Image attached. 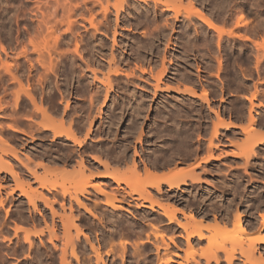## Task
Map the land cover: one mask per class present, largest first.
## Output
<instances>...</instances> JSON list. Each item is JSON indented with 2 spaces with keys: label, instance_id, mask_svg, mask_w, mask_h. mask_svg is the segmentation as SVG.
<instances>
[{
  "label": "rangeland",
  "instance_id": "obj_1",
  "mask_svg": "<svg viewBox=\"0 0 264 264\" xmlns=\"http://www.w3.org/2000/svg\"><path fill=\"white\" fill-rule=\"evenodd\" d=\"M116 1L113 0L112 2L115 3ZM230 1H232V4L235 7L234 10L231 11L230 10L231 8H229V10H228L229 12H226L224 14L221 12L222 15L219 14L218 13L219 11L217 12L214 8H212V9L210 8V7H212V4H211L212 2L210 3L209 0L203 1L202 6L204 8H206V10L211 12L213 16L215 15L214 16L215 20L218 17L215 22L220 27H223L225 30H228V31H230V30L235 31L236 30L235 33L238 35V37H241V38H237L236 37L237 35H235L233 37V35H230L228 33L222 34L223 36L221 35L222 36V38H221L220 35H219L220 37H218L219 33L215 32V30H213V29H212L213 30L212 31L209 28L207 29V27H206L207 31L202 30L200 27H198V25H196L198 22H200L196 18L197 22H196V24L194 22L195 26L188 19V23H189L188 24V29H189L188 34H192V35L188 36V39L191 41L190 42L186 38L187 33L184 32V31H186L184 29H185V25L187 26V24H184L183 22H181V23L177 22L176 25L174 26V29L176 28L175 31H174V29H169L168 30L169 33L166 36V39H163V37H160L158 35V32H157L158 30L155 29V27H154L155 24H152L151 22L146 24V25L141 26L140 28H135V25L131 21V18H128V17L132 16L131 15L132 11L126 12L125 18H128L125 20L126 23H120L117 26L115 25V22L111 23L114 26L113 27L111 26L110 29L107 30V32H106V30L103 29V31H105V32H103L104 34H102V29H101V33L97 32V34H95V32L94 33L92 32L91 34L93 36H91V34L89 35V30L93 31L91 29L92 26L89 27L90 25H89V23H87L88 20H84V19H86L84 17L89 18L90 13H88V12L92 11L91 15L96 16L95 20H97V22L101 21L102 15L97 14V13H101L100 12L101 7L96 5L97 3L95 2V0H0V54L2 56L0 58L1 59L0 60V68H1V65L3 62L7 61L9 63L10 62L13 63L14 62L13 60H15L14 67H16V68H18L19 66L20 67L17 70H16V68L13 67L12 72L15 73V75L17 74L16 76L18 78H21V76L23 77V79H21V82H23L22 85L24 88L30 87L31 93L33 94V96L35 98L36 104L38 106H40V104L42 106L46 105L47 109H49L48 110L49 113L52 116H54V118L56 120L64 119L65 125L67 124V126L69 125L70 121L73 123V125L74 124L75 125L80 124L81 125L80 127H79V125H77L75 127V128H77V127L80 128V129L77 128V130H78L77 133H78V135L80 134L79 135L80 138H84L83 133L85 135V132H86L85 130L89 126L88 124H90L89 123L90 121H93L92 128L94 127L93 132H92L93 134H91L92 138L91 137H90L91 139L88 138L86 140V142L83 144V146H81V147H79L77 145L74 146L73 142H70V140L65 139V137H54V133L52 132V130H45L44 127L42 126L43 124H45V121H46V119H44V117H43L44 115L42 114L41 111L38 112V110L35 109L36 105L31 101V99L27 95H25V93H23L21 91L20 97L18 100L19 102H17V104L15 103L16 101L14 102V100H16L15 99V96L17 95L16 92L18 90L20 91V88L22 89V86L18 81L17 82L14 80H13L14 82L12 81V79H11L12 77L10 76L11 74L6 73V71L3 72L4 69H0V71H1L0 73H2V74L4 73L3 74L4 76L2 74H0V80H1L0 81V98H1L0 99V101H1L0 105L2 104L4 106V107L2 106V108H0V122H2V123H0L1 124L0 125V132L3 133V134L0 133V135H2L5 139L9 140V142L14 146L15 153H17V155H19V157L21 158V161H22V162L19 161L17 158L15 159L14 158L15 156H13L14 154L10 153V151L5 153L4 150L7 149V147L1 146L2 144L0 145V150L4 151V152L0 151L1 156L3 157L4 161H10L11 163L12 162L14 163V164L13 163L12 164L14 165V167H16L15 169L17 170V172L19 174L17 176V179L18 178L20 179V180L18 179L19 180L18 181V180H16V177L14 178V176L7 173L6 171H0V239L4 238V240H5V241L0 240V264H63L62 263L63 261H64V264H70L71 262H72L71 264H75V263L76 264L77 263L78 264H84V263L88 264V262H89V264H97L96 263L97 262V253H96V251H93L92 246H95L94 249H96L98 247V249H99L98 252H100V255L102 256L101 258L104 260L103 262H107L110 264H116V263L117 264H120V263L121 264H131V263L136 264V262H137V264H143L144 262H146L145 264H153V263L159 264L158 260H156V259L160 256H161V258L164 257L162 260H165V261L167 259L170 260V262H169L170 264L171 263L172 264H195V261H197V260H198V262L201 261L198 264H201V263L202 264H206V263L207 264H228L229 262L226 260V255H225L226 254L225 252H228V251L233 252L235 255L234 259L229 264H232V263L233 264H252L249 261L248 262L246 261L247 259L242 255L241 251H243L246 248V246L250 245V243H249L250 240H249L248 236L257 235L258 233H261V230L258 227L261 225V222L264 218V203L263 204L261 203L264 201L263 200V198H264V189H263L264 188V147L263 146L264 145H260L257 148V150H256L257 156H251L250 159H247L245 157L243 158V156L239 155L241 152L239 145H242L245 142L246 133L241 129L227 130L225 128H222V129L220 128V134H221V135H219L220 138L219 139L214 138V144L219 146V149H214V155H215L216 159L210 160L209 162L203 161L204 158H206V156L209 155L207 152L209 151V149H208L209 148L208 147L209 140L212 137L213 130H214L213 124H212L213 120H215V121L217 120L215 114L213 112H211V107H212V109L219 110L224 118H226V119L230 118L232 120H235V122L238 123L239 125H242V126L246 125L247 126L249 124V119H247V118H249L248 112H249V110H250L249 108H251L252 104L250 102V105H249V103H248L249 100L246 99V96L252 97L251 95L255 94L256 98L254 99V105H255V111H258V113L256 115L257 121L259 120L258 125H256V126L258 128H260L261 130L263 129V132H264V128H263L264 127V107L262 106L264 104V48L261 47V49H258V47H257L258 44H256V41H257V43L258 42L261 44L264 43V0H245V1L244 0H230ZM249 1H251V2H249ZM189 2H188V0H186V1L183 0L181 2L183 4H181L179 0H176V3L180 4V9H181L182 13H184V12L187 13L186 12L187 9L188 10L190 9V3ZM220 2H222V0L219 1V3ZM249 4H250V6H249ZM92 6H94V8L91 10ZM87 7L88 8L90 7V10H88L86 12L85 10L87 9ZM71 8L73 9V11L70 12ZM239 9L244 11L243 12L244 13V20L242 23L245 25H248V28H250V29H246L247 26H245L246 28L244 26H241L239 29H237L238 27L236 28L235 22L237 21ZM80 10L81 11L83 10L82 13L80 12ZM129 11H130V9H129ZM81 14L83 15L84 19L81 17ZM100 15H101V17H100ZM227 15H229L230 17ZM66 16L69 17V19ZM112 17H111L112 21H114V16H112ZM65 18H67L68 20L66 21ZM129 19H130V21H128ZM231 19H234V20H231ZM76 20L79 24L78 25L74 24V26H73L74 28L72 27L73 29H71L69 27L70 28L69 31L73 30L75 32L74 33L73 31H71L72 32L71 33L68 31L67 25L70 26L71 21L74 23H77V22H75ZM40 21H41V23H39ZM102 21H104L103 18H102ZM42 22H45V23H42ZM61 22H64L65 24L64 23L61 24ZM97 22H95V23H97ZM130 22H131V24H130L131 28L129 30L125 29L126 27H128L126 25L127 24L129 25ZM247 22H248V24H247ZM249 23H251V24H249ZM45 24H48V25H45ZM39 25L41 26V28H43L42 31L39 28L40 27ZM47 26H51V27L53 26L52 28H54V31L56 30L55 32H57L53 35L54 37H52L50 35L48 36L49 38L50 37L52 38V39L50 38L51 40H49L48 37H45V35L46 36L48 35V30L49 31L51 30V29H48ZM55 26H56V28H55ZM145 27H146V29H145ZM142 28L144 29V31H147L148 33L151 32L155 36V38L153 39V42H154L153 44H156L157 46L155 45L152 52H154V51L157 52V50L160 49L159 50L160 56L158 58L159 59L158 65L153 68V71L155 74L163 68L162 60L164 57H166V63H167V60L169 59V57L171 59H174V65H172V66H174L173 67L174 69L173 68L171 69L172 72L170 73V77L165 76V79L163 80L164 83L162 84V86H164V84H167V85L172 84V85H174L173 87L178 86L182 89V87H184L185 85H187V86L192 85V87H194V88L196 87L195 90H196L197 96L199 94L201 96L202 95L201 92L208 89L207 91H208V95H209V99H210V104L207 105L208 103H206L205 101L203 103V101H202L203 99L202 98H201L202 100L199 99L200 96H198V97L192 96L191 97L190 95H187L185 93L183 94V92H180L181 95L172 93L168 97V94H165V96H161V98L155 99L152 95L153 94L152 91L147 92L146 90L143 91L141 89H137L136 93L140 92V93H138L140 95H141V92L145 93V94L147 92L146 97L149 98V100L148 99L147 100L151 103L150 106L152 107V109H149L150 112L148 114V117H144L142 122H141L142 126L140 125V127H139L141 129V130L139 129L140 133L138 132V130L135 132L136 134L139 133L140 135L142 132V138H141V140H139V139H137L138 136L140 137V135H138V134L137 135L135 134V136H134V134L132 136L126 135V134H129L128 133V126H130L132 124V120L130 121L129 119L130 118L133 119V118L130 117V114H128V112H127V111H129L127 109H128V107H130V105L127 106V108L124 107V105L126 106V103H123L122 106L120 105V104H122L123 101L124 102L126 100L128 101L133 96L132 92H130V90L127 91V89H126L127 88L126 87L127 86L126 85V81H127L126 78L127 77L125 78V77H122L124 75H121V79L123 80V78H124L123 81L121 79L113 80V83H115L114 81H116L117 85H116V88L113 91H111V93H110L112 97L108 98V101H107L108 105L106 106L107 108L106 107L104 108V110H106V113L104 111L105 114L102 115V118L97 119L95 116L99 111V108L101 106L100 104L102 102L101 99L104 97L103 94H105V92L101 95L102 98L99 97V99L101 101L98 100V98H96L95 100L97 102L93 103L94 106L92 104H89L90 103L89 102L90 96L88 94L90 92L88 93V91L85 90L86 85L88 84V81L86 79L91 80L92 78H90L88 76L85 77V75H86L85 72L87 73L88 69L90 70V68L93 69L94 67L97 66L94 69L97 70V68H98L99 70H97V71L99 73L97 72L98 73L97 75H98V77H100V75H101V77L103 78V76L107 75L110 72V69L111 70L113 69V66L110 67L105 62H104V65L106 64L105 67H104V65L100 66L99 63H97L99 65L98 66L96 64V62H97L99 57L103 60L110 58V56H111L110 50H112L110 48H112L111 46L113 45V40H114L113 39L114 38L113 33L115 30L117 32L116 33V38H117L116 40H117V44H118V46H116V48H118L121 45V47H119L121 49V53H124V56L126 58L129 57V60H128L129 61V67H124L125 69H127L126 71H128V72L131 71L132 68L136 67V65H137L136 63H138V64L141 63V65L139 64V65H137V67L138 66L142 67V65H143V67L147 68L149 66V63H146L147 60L146 61L141 60V59L137 58L135 53H133L135 47L138 45L139 42H140L139 44L147 43L146 44V52L148 51L147 46H149L152 43V41H151L152 39L150 38L151 37L150 35H147V38L144 37L146 35H142V33H143ZM198 28H200L202 30V32ZM255 28H256V30H255ZM75 29L77 30V33H76ZM82 30H83V32H82ZM149 30H151V31H149ZM196 30H198V31H196ZM237 30H238V32H237ZM247 30L249 33L247 32ZM252 31H254V32H252ZM80 33L82 35L84 34L83 36H85V37L83 38L82 35H78ZM246 33H248V35H246ZM255 33H257V34H255ZM60 34H62L63 36L62 35H61L62 37L59 36L60 41H58V43H56L55 40H53V38H55L56 35H60ZM185 34H186V36H185ZM239 34H240V36H239ZM244 35L245 36H251L252 35L254 39L252 37L251 38L254 41L251 40L252 43L250 41H247V39H244V37H245ZM78 36L80 37L79 39H77ZM75 37L77 40H80L82 38L83 39L82 41L86 42L84 44H83V42L82 43L80 42L79 44H81V45H80L79 49L81 50L82 48H84L86 51L84 49L81 50V52L83 51L82 54L88 59L92 58L91 59L92 61L86 59L85 57L84 58L86 61L82 60L79 57V55L77 54V52L74 50V49H76L75 43L77 42ZM43 38H45V39H43ZM46 38H47V40H46ZM185 38L188 40V44H187V40ZM133 39H135V40H133ZM32 40H33V42H32L33 44L35 42L39 43L37 45L38 47L35 46V48H34V45L30 44ZM45 40L47 42L50 41L49 44L51 43V45H49ZM193 41H195L196 44H194L195 42H193ZM43 42L45 44L46 43L47 44L45 45ZM52 42H54V43H52ZM119 42H120V44H119ZM135 42H136V44H135ZM192 42H193V44H192ZM99 44H101V45H99ZM102 44H104V45H102ZM2 45L6 48V51H7V52L5 51L6 55L4 54V51H1ZM47 45H49V46H47ZM53 45H55V46H53ZM45 46L47 49L50 48L49 49V51L51 50L50 52H53V51L54 52L53 53L48 52V50L45 49ZM50 46H52V48ZM24 47H25V49L27 48L26 51H29V52H27V55H26V56H29V57H26L27 60H25L23 58L25 56H20L23 52L21 50L24 49ZM54 47H56V48H54ZM190 47L192 50H190ZM36 48H38V49L41 48V52L44 55L39 53L37 51L38 49H36ZM96 48L99 50H97ZM130 48H132V49H130ZM123 49H125V50H123ZM149 51H151V50L149 49ZM171 51H172V54L170 56ZM74 52H75V55H74ZM87 52H88V55H87ZM99 52H101V53H99ZM102 52H104V53H102ZM143 52H145V51H143ZM72 53H73V55H72ZM94 53L97 56H95ZM102 54H104L103 58L101 56ZM174 54H176L175 56L177 58L174 56ZM17 55L19 56V58L17 57ZM48 55H50V57H48ZM91 55H93V56L91 57ZM94 56H95L96 60H94V62H93ZM51 57L54 60L53 65L55 64L53 67V71L50 70V72H52V73H50L48 70L44 69V67L42 66L44 64V62H46V63L48 62L50 64V58ZM28 58L30 59V61H28ZM48 58H49V60H48ZM78 58H79V60H78ZM136 58L139 59V62L136 61L137 60ZM184 58H187V59H184ZM23 59L25 62L23 61ZM75 59L78 60V61L77 60L76 61H77V63H79L78 64L79 67L77 66L76 62L75 63L73 62V61H75ZM80 59L82 61H80ZM220 59L222 60L221 64H219ZM18 60L21 62H18ZM31 60L33 61L32 68L30 65ZM130 60H134V61L131 62ZM40 61H42V62H40ZM92 62H93V64H92ZM81 64H82V66H81ZM87 64L90 66L89 68L85 67ZM102 67H104V68H102ZM137 67L134 69L137 70L138 69ZM20 68H24L25 72L23 71V69H20ZM219 68H221V69H219ZM19 69H20V71H19ZM198 69H199V71H198ZM45 72L47 74H45ZM80 72H82V73L80 74ZM175 72H176V74H175ZM29 73H30V75H29ZM88 73H89V71H88ZM180 73L183 75L180 76ZM83 74H84V76H83ZM185 75H188L187 79H186V77H183ZM43 76H45L46 78H44ZM236 76L238 77L239 80L237 79ZM184 78L186 79V81ZM27 79H28V81H27ZM195 79H196V81H195ZM151 81L153 83L155 80H151ZM4 82H5V84H4ZM124 82H125V84H124ZM28 84H29V86H28ZM81 85H83V86H81ZM187 86H185V87H187ZM202 89H204V90H202ZM23 94L25 97L27 96L26 99H24L25 97L23 96ZM127 95H129V96H127ZM140 95H138V96H140ZM182 95H183V97H182ZM114 96H116V97H114ZM186 97H188V99H186ZM88 98H89V100H88ZM133 98H134V96H133ZM150 98H152L153 100ZM189 98H191L192 100H190ZM109 99H111V100H109ZM141 99H144V98H141ZM25 100H27V101H25ZM132 100H135V98ZM194 100L196 103L194 102ZM196 100L198 102L200 100L201 102L198 103ZM2 101H4V102H2ZM67 101L70 104V106L67 109V111L64 113V109H65V106L67 104ZM116 101H118V103ZM185 101H187V102H185ZM190 101H193V103ZM119 102H120V104H119ZM158 102L159 103L161 102L162 104L161 103L159 104ZM3 103H7V104L9 103L10 105L3 104ZM50 103H52L53 105ZM82 103H83V105H82ZM26 104L28 105V107L26 106ZM75 104H76V106H75ZM163 104H164V107H163ZM31 105H33V106H31ZM50 105H51V107H50ZM86 105H88V106H86ZM156 105L158 108L160 107L161 109L167 110V111L169 110L168 105L172 106L175 110H179V111H181L183 108L184 115L186 118H183L185 120L184 122H183V119H181V122L188 125V127H189L188 130L189 129L192 130L191 132L189 130L188 131L189 133L194 134L193 137H192V135L189 136V134H188V140H189L188 142L191 146H193V147H191L189 145V147L191 149V148H194V147L197 148L198 146H200L199 149L197 148L199 153L197 152V153H195V155L192 154L193 155V157H192V155H190V152H189L190 150L188 151L189 147L187 145V147H184L187 149H184V148L182 149V150H185V151H182V154H183V152H186L183 155L184 160L181 158L182 154L178 153L179 155L177 154L175 157H173V161H171L170 163L168 161H166V158H169V156L170 157L173 156L174 147H173V144L170 143L172 138H169V136L165 135V133H167L169 128H172L174 126L175 122L173 123L172 118H175V116L170 118L169 121H168V119L167 120L165 119V121L163 118L159 119L160 117L159 118L156 117L157 116L156 114L158 111L157 110L158 108H156ZM177 105H179V107ZM180 105H183V106H181L182 108L180 107ZM202 105H204V106H202ZM211 105H213V106H211ZM89 106H91L92 108H90ZM110 106H112L113 108ZM119 106L124 110V111L122 110V113L119 112L121 110V108ZM197 106L200 108L202 106L203 109L201 108V110H200V108H198ZM81 107H83V108H81ZM84 107H85V109H84ZM179 108H181V109H179ZM197 108L201 111V114H199L200 111L198 114H195L198 111ZM33 109H35V110H33ZM96 109H98V111ZM125 109H126V112H125ZM15 110H17V111H15ZM51 110H53V111H51ZM117 110H119V111H117ZM175 110H174V112H175ZM195 110H197V111L195 112ZM204 110H205V113H204ZM209 110H210V112H209ZM27 111H28V113H27ZM89 111L92 113H90ZM111 111L112 112L117 111L119 113H116V112L111 113ZM186 111L189 113H187ZM192 111H194V112H192ZM206 111H208L211 115L209 113H207ZM9 112L11 113L10 115H9ZM123 112H124V114H123ZM152 112L156 113V114H153ZM6 113L8 114V116ZM25 113H26V115H25ZM70 113L71 114L74 113V114L71 115ZM83 113H84V116H83ZM110 113H111V116H109L110 117L109 118L108 115ZM185 113H187V114H185ZM28 114H30V117ZM31 114H32V116H31ZM88 114L91 115V116H89L90 118L87 116ZM115 114L116 115L118 114L119 116L117 117ZM189 114H191V116H195L194 117L195 119H196V116L198 115L197 121L195 119H193V117H190ZM11 116H13V118L15 117L14 119L17 122L14 119H12ZM151 116H152V118H151ZM188 116H189V119H187ZM200 116L203 118H201ZM206 116L209 118H206ZM10 117H11V120H10ZM84 117L87 118L86 122H85ZM211 117H214V118H212V120H211ZM28 118H31V119H29L31 121V124L29 123L30 121L28 120ZM82 118H83V120H82ZM93 118H95V119H93ZM154 118H158L157 119L158 121ZM200 118H201V120H200ZM190 119L192 120V121H190L191 123L188 122ZM206 119H207V121H206ZM154 120H156V121H154ZM162 120L164 123L161 122ZM79 121L81 123H79ZM82 121H84L86 123V125L84 123H82ZM111 121H114V122H111ZM171 121H172L173 126H171V123H170ZM178 121H180V119L177 118V122ZM211 121H212V123H211ZM4 122L5 123L10 122L11 124L8 123V125H4L5 126L3 128L4 130L2 129V131H1V127L3 126ZM128 122H130L131 124ZM167 122H169V123H167ZM13 123H15L14 126L15 125L17 127L19 126L18 129L20 128L21 129L20 131H22V132L19 131V132H17L18 134L16 132H14V134H12L11 130L8 127H9V125H12ZM23 124H25V125H23ZM82 124H83V126H82ZM107 124L110 125L111 127L109 128V126ZM194 124H195V129L193 128ZM196 124H198V126H196ZM28 125H30V126H28ZM163 125H166L167 127L165 126L166 127L165 128ZM189 125H191V126H189ZM261 125H263L262 128H261ZM6 126H8V127H6ZM26 126H28V127H26ZM40 126H42V127H40ZM84 126H86V127H84ZM116 126H118V127H116ZM149 126H150V128H149ZM159 126H161V127L159 128ZM209 126H211V127H209ZM36 127L39 129H37ZM6 128H7V131L5 130ZM27 128H30V129H27ZM107 128L110 130L108 131ZM196 128L197 129L199 128L200 130L198 129L199 130L198 131ZM8 129L11 133H9ZM124 129H126L127 131ZM162 129H163V131L165 129H167V131H164L165 133H163V135L161 134V132H163V131H161ZM172 129H174V128H172ZM33 130H34V132H33ZM39 130L41 133L39 132ZM80 130H82V131L80 132ZM150 131H151V133H150ZM153 131H155V132H153ZM156 131H158V132H156ZM193 131L194 132L196 131L197 133L196 132L194 133ZM99 132H101V133H99ZM107 132H109V133H107ZM110 132H111V134H110ZM223 132L225 134H223ZM95 133H97V134H95ZM31 134H32V136H31ZM122 134L123 135L125 134V136H124L125 139L127 138L131 142L126 140V141H128L126 143V141L123 140L124 138L122 137L123 136ZM11 135H14V136H11ZM44 135H47V137H45ZM93 135H94V137H93ZM159 135H160V137L158 138ZM15 136H16V138H15ZM105 136H107V137H105ZM19 138H21V139H19ZM160 138H161V140H159ZM18 140H20V141L18 142ZM67 140L72 144L70 145V143ZM91 140H92V142H91ZM166 141L169 143H167ZM121 142H123V143H121ZM110 144H112V145H110ZM122 144L124 145L125 151H127V152H125L126 154L124 152H123L124 154L119 153L120 150H123V146L121 147ZM94 145H96V146L94 147ZM97 145H99V146H97ZM169 145H172V148ZM70 146H72V147H70ZM91 146H93V148ZM47 147H49V148H47ZM88 147H90V148H88ZM98 147L100 148V150ZM126 147L128 149H126ZM167 147H170V148H167ZM72 148L73 149L75 148V150L77 149V151L74 150L75 154H73L74 151L71 150ZM82 148L84 150L83 152L81 151ZM103 148L105 149V151L103 150ZM201 148H203V150H201ZM49 149L52 151H48ZM85 149H86V151H85ZM117 149H120V150L116 151ZM106 150L108 151V153ZM157 150H159L160 152ZM47 151L51 155L49 153L46 155ZM64 151H66V154ZM68 151L70 152V154L73 151L72 154L75 156L77 154L78 155L80 154L78 156L79 158L74 156V159H73V155L71 154L72 158L70 159L69 158L70 154H69V156L67 155L69 153ZM97 151H99V152H97ZM134 151L139 152L138 153L139 157H137L138 155H136ZM153 151H155V152L153 153ZM170 151H172V152H170ZM44 152H46V153H44ZM62 152H64L63 154L65 156L67 155L68 157L67 156L65 157L62 154ZM90 152H91V154H90ZM100 152L104 153V154H101ZM109 152H110V154H109ZM116 152H117V155L119 153L118 156H120V157H118L115 154ZM129 152H130V154H129ZM161 152L162 153L165 152V153L162 154ZM36 153L38 155L41 154V155H39L42 159L40 163L42 164L43 162H45L41 166H39L40 163L38 164V166H32V164L34 163L32 160L35 158ZM82 153H84V154H82ZM96 153H98V154H96ZM105 153L108 154V156L106 155L107 157L102 156V155H105ZM152 153H153V155H152ZM155 153L156 154L161 153L159 155L157 154L159 158L156 157V155H154ZM89 154L91 155L90 158L92 157L93 154L95 156L101 155L102 160L104 157H106L107 159L104 158V160L106 159V160L110 161V163L112 162L110 165L113 169H114V167H118V169L117 168L116 169L119 170L120 173H125V171H126V173H128L127 175H131V173H129L130 172L129 170H130V167L133 165V163H132L133 159L138 163L139 169H140L139 171L142 174H144L145 163H147V164L149 163V165H151L150 162L152 164L154 163L153 165H155L156 163L157 164H159V163L163 164L164 163L162 165V167L161 166L159 167L158 170H161V169L164 170L166 168L165 171H168L169 169H171V170L172 169L173 170L174 169H181L182 167H183L182 169H185V168L186 169H189V168L192 169L196 166V168H194L192 170H195V172L197 174H199V176H200V179H199L200 181L198 180L199 182H192L191 178H188V184L182 185L180 188L181 190L176 188V190L171 189L172 191L167 187L166 184H164L163 188H166L167 190L165 189L166 192L163 190L162 192H160L161 194L160 193L158 194L157 191L151 187H148V190L153 195L154 199H156L157 201H159L161 203H164L167 205H169V204L170 205H173V204L178 205V207L182 208L185 212H188V210H189L188 213L191 212L192 214H196V215H200V214L202 216L204 215L203 218L200 215V217L202 219H204V225L215 224L216 219H218L220 221H225L226 223H228V227L230 226V228H231V229L230 228L229 229L232 230L233 232H231L229 234L230 231L228 229L226 234L222 233V231L220 234V232H217L218 230L220 231V229H218V228H216L217 230L216 229L209 230L210 231L209 232L205 226H201L200 228L203 229V232L208 239L204 238V239L200 240L198 237L194 236L196 238L192 237L191 242H190V246H188L189 243H188L187 238H186L187 236L185 235L186 234L185 230H183V228L179 227L177 224H174V223L169 226L167 224V221H168V220H166L167 218L164 215L163 216L166 219L162 217V215H161L162 213H160V211H159L160 209L158 210V207H156L158 212H156L157 210L154 211V210H151L149 208H144V207L137 208V203L141 202V201L143 202V200L139 199L138 198L139 196L137 194H134V193L128 194L127 192L128 191L131 192V188L128 187L127 185L116 184L113 182L112 179H107V178L96 177L92 180V183L93 184L96 183V184L101 185V186L108 184L109 187H108V185L107 186L105 185L103 187H105V189L109 190L110 193L113 192L114 194L117 195L118 198L123 200L122 203L118 202L119 204L123 205L127 201L130 204L134 205L137 202L134 205L135 208L133 205L128 206L127 204H124V207H127V209H131V210H129L130 212L126 211L125 209L113 210L111 207L104 205V202L106 201V197H107V196L105 197V194H100L97 191H95L94 188H90L89 191L91 193L89 192L85 196H81V195L79 196L82 199V201H84V203L86 202L85 205L89 204V205H87L88 207L91 206L92 205L91 203H93V202L95 204L96 203L98 204L99 207L97 205H96L97 207L94 206L95 204L93 203L94 205H92L90 208L96 214V217L92 214H89L88 211L84 210L83 208H81L80 206L75 204V202L73 200H72V202H74V203L71 202V199H69V198H71V195L64 196L60 190L64 187L70 188L71 192L73 194L72 196H75L76 193H74V192H76V191H74V190L76 189L77 185L79 186V184H77L75 187H72L71 185H73L74 183L76 184L78 182L80 183L81 178L83 180H85L86 178L89 179L94 174L105 173L107 171L112 170L111 168H109V170L104 169L105 166L102 167L103 165L101 166V164L99 162L95 161L93 158L90 159ZM127 154L130 155V157L128 155V158L131 160H129L126 157ZM149 154H150V156H149ZM188 154L190 157L188 156ZM256 154H253V155H256ZM28 155L30 157H32V160H31L32 162L30 160H28V158H27ZM122 155H125L126 158H124V156H122ZM133 155H134V157H133ZM161 155H166V156L163 157ZM185 155H187V157ZM62 156H63V159H62ZM110 156L113 159L110 158ZM131 156L133 159L131 158ZM217 156L218 157L220 156L219 159H217ZM58 157L60 159H58ZM80 157L84 160L85 168L83 167L82 164H81L82 165L81 166L79 163L82 160ZM177 157H178V159H177ZM65 158H66V160H65ZM67 158H68V160H67ZM118 158H120V159H118ZM122 158H124V159H122ZM161 158H162V162L160 161ZM49 159H52V160H49ZM56 159H58V160H56ZM61 159L64 161H62ZM86 159H89V160L87 161ZM125 159H126V161H125ZM46 160L51 161V162L54 161L56 164H54V162H52V163L47 162ZM60 160L64 164H62ZM85 160H86V162H85ZM91 160H92V164H88V163H91L90 162ZM128 160H129V165L127 164ZM155 160L156 161L158 160V162L159 161L160 162L158 163ZM117 161H118V163H117ZM130 161H131V163H130ZM165 161L168 164H166ZM25 162L27 163V165ZM59 162L61 163V165ZM143 162H145V163L143 164ZM176 162H177V164H176ZM50 163L53 164L51 166L52 168L57 167L60 169L63 166L62 167V169H63L66 166V169L65 168L63 169L65 172L64 171L62 172L63 176L60 174L58 176V174L50 173V172H48L49 170H47V169L43 170V169H45L44 167H46L45 164H47V166H49V165H51ZM73 163H78V165L77 164L74 165ZM28 164L30 166H28ZM198 164H199V166H197ZM15 165H17V166H15ZM24 165L28 166L29 170L32 167L31 168L32 172L25 170V169H28V167H26ZM73 165L75 166V168H73L74 170H72V169L69 170V168H72ZM90 165H92V166H90ZM97 165H99V166H97ZM124 165H125V167H124ZM167 165L170 167H168ZM163 166H164V168H163ZM154 168L157 169V167H154ZM75 169H76V173H74ZM77 169H78V171H81L80 173H82L81 178H79L80 173L77 171ZM82 169L84 170L85 174H83ZM195 172L193 171V173H192V171H191L190 173L194 174ZM63 173H65V174H63ZM77 174L79 177L74 178V177H77ZM44 175L47 177L49 176L48 178L50 180L51 179L52 180L58 179L61 182H65L64 184L62 183V185H64V187L60 186V188L58 187V189H56L57 191L53 190V191L49 192V190H47L46 188L41 186L40 182L37 179H36V181H34L35 176L36 177H44ZM68 177L74 178L73 181H72V179H69ZM75 180H77V181L74 182ZM20 181L21 182L23 181L26 184L27 191H29V192L33 191V192H31V194L36 195L38 197L37 201H36V207H35L36 209L30 203L29 198L26 195H24L21 190L17 189V184ZM104 182H105V184H104ZM72 188H75V189L72 190ZM233 188H235L236 191L233 190ZM35 190H36V192H34ZM234 191H235V193H234ZM240 191H241V193H243V195L240 193ZM102 195H104V196H102ZM165 195H166V197H165ZM39 196H40V198H39ZM96 196L98 197V199ZM132 196L138 198L137 200L135 198L136 202L132 198ZM203 196H204V198H202ZM42 197L48 198L50 202L52 201L53 202L51 205L52 207L48 204H45L44 200H41V199H43ZM63 197H64V199H63ZM167 197H168V199H167ZM130 198H132L133 202L131 201ZM206 198H208L210 200V203H209L210 206L208 209L205 206L206 205ZM94 199L98 200L99 203H98V201H95ZM102 199L105 201H103L101 203L100 201H102ZM129 199H130V201H129ZM261 199H262V201H261ZM139 200H141V201H139ZM1 202H3V203L1 204ZM259 202L261 203V205ZM145 203L148 204V201H146ZM100 206H101V208H100ZM102 206H103V208H102ZM95 207L97 208L96 210H94ZM106 207L107 208L109 207L110 209H106ZM228 207H229V209H227ZM71 208H72V211H71ZM76 208H77V210H76ZM145 209H147V210H145ZM98 210H100V211L98 212ZM108 212H110V213H108ZM147 212H150V213H147ZM99 213L100 214L102 213L101 214L102 216ZM111 213H112V215H111ZM140 213L143 216L140 215ZM151 213H153L154 215ZM157 213H158V216L156 217ZM205 213L207 216L205 215ZM240 213L245 215L243 217V222H244V224H246L248 226V231L250 230L248 232V234L251 233L248 236L241 235V234L239 235V233H238L239 231L236 230L237 231L236 232L235 227H233L234 224H232V221L235 220L236 215L240 214ZM72 214L76 215L78 217H75ZM159 215H161V216L159 217ZM225 215L227 217H229V220L227 219V217ZM71 216H73V218L75 217L74 224L77 223V225H79L80 228H83V231L85 234H80L79 236L78 235L75 236L77 234V232H76V229L74 228L75 226L72 227V223H71L72 221L71 220H73V219H71L72 218ZM138 216L139 217L142 216L141 218H143L145 216L144 217L145 219L141 220ZM154 216L156 218H154ZM221 217L222 218L224 217L223 218L224 220ZM96 218H98L99 220ZM100 218H101V220H100ZM157 218L159 219V222H158ZM214 218H216V219H214ZM232 218H234V219H232ZM107 219L108 220L111 219V221L110 220L108 221ZM125 219L127 221H125ZM154 219H156L157 221H155ZM160 219H163V220H160ZM177 219H179V221H181V222L189 223L191 230L194 227H197L196 223L191 218L190 219L185 218V215L183 213H178ZM137 220H138V222L136 223ZM252 221L255 223H252ZM89 222H90V224H89ZM126 222H129V223L132 222L134 224L131 223L133 225L132 226L129 223L126 224ZM152 222L157 225L159 230H163L165 232V234H166V237L164 238L165 240H163L161 238H159V239L155 238V236L153 235L155 229L152 230L154 228L151 225ZM99 223H102L103 225L102 224L99 225ZM122 223H124L125 227H122V225H123ZM16 224H19L17 226L21 225L23 230L16 231V228H15ZM42 224L44 225L42 236L39 238L38 237L35 238L36 234L30 232L31 235H30L29 240H28L26 238V232H25L24 225L41 226ZM70 224H71V226H70ZM136 224H140V226L142 225L143 227H146V228H144L145 231L148 232L146 236L149 235L147 237V239L150 240L151 242L150 241L143 242L142 238H140V239H138L139 244L137 245V243H138V242H136L137 239L135 241H131L129 238H126V239L123 237H121L120 239L117 238L118 235H116V234H118V232H120V231L124 232V233L125 232L133 233L134 231L132 229H136V226H135ZM163 224L166 226H164ZM12 225H14V235L11 234V232H12L11 226ZM146 225H148V226H146ZM257 225H259V226H257ZM134 226H135V228H133ZM167 226L170 227V229L172 230V233H171V230L169 228H167ZM192 226H194V227H192ZM69 227H71V228L68 231ZM127 227H129V228L132 227V228L129 229ZM167 229H168V231H167ZM150 230L153 232H151ZM169 230H170V232H169ZM175 232H177V233H175ZM181 233H183V234H181ZM112 234H113V237L111 238ZM167 235H168V237H171V236L173 237L174 243H172V241L169 240L170 238L168 239ZM238 235L241 236L242 238L241 239L238 238L237 237ZM151 236H154L155 240H152ZM214 236L216 238H213ZM185 238H186V240H185ZM25 239L27 241H25ZM238 239H239V241H237ZM127 240H128V242H127ZM141 240L143 243L141 242ZM109 241H110L111 245H115V247H112L113 249L105 247L106 244H108L107 242H109ZM120 241H121V243H120ZM154 241H155V243L153 244L152 242H154ZM122 242L126 246V249L125 248L123 249L124 246L122 247V245H121ZM162 242H164L165 244L167 243L166 244L167 246L166 245L164 246L163 245L164 243H162ZM72 243L73 244L75 243L74 244L75 248H72V246H70V244H72ZM134 243H135V245H134ZM213 243H214V245H213ZM131 244H133V245H131ZM156 244H158V246H160V245L164 246L165 249H164V247L161 246L160 251L157 252L156 247L154 248V246ZM191 244H193V247ZM89 245H91V246L89 247ZM142 245L145 247H143ZM53 246H55V247H53ZM116 246H117V248H116ZM134 246H136V247H134ZM138 246H140V247H138ZM242 246L244 249L241 248ZM262 246H263V244H259V246L256 248V251L254 253L255 260H254L253 264H255V263L256 264H264V261H262L263 258H261V256L264 257V248ZM167 247L169 249H167ZM70 248H72V249H70ZM141 248H142V250H144V252L141 250ZM73 249H74L78 258L73 257V255L71 254V252H73ZM75 249H77V250H75ZM136 249H137V251L140 250V251H138V253L140 252L139 254L136 252ZM85 250H86V253H85ZM134 250H135V252H134ZM164 250H166V251L164 252ZM169 250H173V252H171ZM107 252H108V254H106ZM166 252H168L170 254H168ZM119 253H120V255H122V257L119 255ZM161 253H163V254H161ZM174 253L175 254L177 253V255H174ZM211 253L218 256V260H220V261H218V263L216 262V259H214L215 257H212L211 261H208L207 254L209 255ZM93 254H96V255L94 256ZM156 254H160V256L156 255ZM166 254L170 255L171 258L169 259L168 258L169 256H167ZM239 254H241V256ZM113 255H114V258L116 256L117 257L114 259ZM81 256H83V257H81ZM236 257H238V258H236ZM83 258H84V260H83ZM145 259H146V261H143ZM171 259H173V260H171ZM65 260L68 261V263ZM82 260H83V262H82ZM87 260H88V262H87ZM136 260H138V261H136ZM156 262H158V263H156ZM162 264H163V262H162Z\"/></svg>",
  "mask_w": 264,
  "mask_h": 264
},
{
  "label": "bare ground",
  "instance_id": "obj_2",
  "mask_svg": "<svg viewBox=\"0 0 264 264\" xmlns=\"http://www.w3.org/2000/svg\"><path fill=\"white\" fill-rule=\"evenodd\" d=\"M113 1V0H112ZM111 0H95V2L97 3H95L96 5H98V6H100L101 7V13H97V14H101L102 15V18L104 19V21H102V18H101V21H98L97 22V20H95V17L96 16H94V15H91V12H88V13H90V16H89V18L88 17H84V18H86V19H84L83 18V15L81 14V17L84 19V20H88V22L87 23H89V27H91L92 26V30L93 31H91V30H89V35L93 32H95V34H97V32H99V33H101V29H102V34H104L103 32H105V31H103V29L104 30H106V32H107V30H109L110 29V27L112 26H114L113 24H111V23H114L115 22V25L117 26V25H119L120 23H126L125 22V20L126 19H128V18H131V21L133 22V24L135 25V28H140L141 26H143V25H146V24H148V23H152V24H155L154 25V27H155V29H157L158 31V35L160 36V37H163V39H166V36L168 35V30L169 29H174V26L176 25V23L177 22H179V23H181V22H183L184 24H187V26L185 25V29L184 30H186V31H184V32H186L187 33V39H188V36H190V35H192V34H188V19H189V21L191 22V23H193V25H194V22H195V24H196V18L198 19V21H200V22H198L196 25H198V27H200L202 30H205V31H207L206 30V27H207V29L209 28L210 30H215V32H218L219 34H218V37H220L222 34H230V35H233V37L235 36V35H237L236 33H235V31L234 30H230V31H228V30H225L223 27H220L215 21L217 20V18H216V20H215V15L213 16L212 15V13L211 12H209L208 10H206V8H204L203 6H202V2L203 1H207V0H188V2L190 3V9L188 10L187 9V13H185L183 10V12L184 13H182L181 12V9H180V4H177L176 3V0H115L116 2L115 3H113ZM180 1V3L183 1V0H179ZM186 1V0H185ZM219 1H221V0H219ZM219 1L218 0H209V2L212 4V7H210L211 9L212 8H214L219 14H221V12L224 14V13H226V12H229L228 10H229V8H231L230 10L231 11H233L234 10V5L232 4V1H230V0H222V2H220L219 3ZM245 1V0H244ZM234 2V1H233ZM249 2H251V1H249ZM93 3V4H94ZM184 3V2H183ZM183 3H181V4H183ZM207 3V2H206ZM244 3V2H243ZM94 4V5H95ZM254 4V3H253ZM238 5V4H237ZM247 5V4H246ZM182 6V5H181ZM249 6H250V4H249ZM252 6V5H251ZM256 6V5H255ZM81 7V6H80ZM84 7V6H83ZM186 7V6H185ZM94 8V6H92V8H91V10ZM208 8V7H207ZM239 8V7H238ZM249 8V7H248ZM79 9V8H78ZM129 9H130V11H129ZM209 9V8H208ZM88 10H90V7L88 8L87 7V9L85 10L86 12L88 11ZM237 10V9H236ZM71 11H73V9L71 8V10H70V12ZM83 11V10H82ZM82 11L80 10V12L82 13ZM94 11V10H93ZM98 11V12H99ZM131 12L132 11V16L131 17H128V18H125V14H126V12ZM190 11V12H189ZM211 11V10H210ZM214 11V10H213ZM212 11V12H213ZM244 11H242V10H240L239 9V13H238V16H237V21L235 22V24H236V28L237 29H239L241 26H247V28L246 29H250V28H248V25H245V24H243L242 22H243V20H244V13H243ZM77 13V12H76ZM78 14V13H77ZM113 14V15H112ZM80 15V14H79ZM89 15V14H88ZM101 15H100V17H101ZM222 15V14H221ZM71 16V15H70ZM86 16V15H85ZM112 16H114V21H112ZM217 16V15H216ZM225 16V15H224ZM227 16H229V15H227ZM67 17V16H66ZM112 17V18H111ZM226 17V16H225ZM230 17V16H229ZM68 19H69V17H67ZM67 18H65L66 19V21L68 20ZM235 18V17H234ZM64 19V18H63ZM221 19V18H220ZM44 20V19H43ZM42 20V21H43ZM71 20V19H70ZM69 20V21H70ZM74 20V19H73ZM72 20V21H73ZM231 20H234V19H231ZM45 21V20H44ZM64 21V20H63ZM71 21V25L70 26H68L67 24V29H68V31L70 30V28L71 29H73L74 27V24H79L78 22H77V20L75 21V22H77V23H74V22H72ZM83 21V20H82ZM128 21H130V19L128 20ZM46 22V21H45ZM45 22H42V23H45ZM57 22V21H56ZM65 22V21H64ZM64 22H61V24L62 23H64ZM95 22H97V23H95ZM226 22V21H225ZM249 22V21H248ZM248 22H247V24H248ZM39 23H41V21L39 22ZM68 23V22H67ZM81 23V22H80ZM85 23V22H84ZM232 23V22H231ZM252 23V22H251ZM251 23H249V24H251ZM65 24V23H64ZM83 24V23H82ZM131 22L129 23V25L127 24L126 26H128V27H126L125 25V29H130L131 27ZM45 25H48V24H45ZM133 25V26H134ZM151 25V24H150ZM40 26V25H39ZM76 26V25H75ZM86 26V25H85ZM103 26V27H102ZM122 26V25H121ZM152 26V25H151ZM190 26V25H189ZM195 26V25H194ZM235 26V25H234ZM51 26H47V28L48 29H51L50 31L48 30V35L46 36L45 35V37H48L49 35L50 36H52V37H54L53 35L55 34V33H57V32H55L54 31V28H50ZM70 27V28H69ZM73 27V28H72ZM40 29H41V31H42V29L43 28H41V26L39 27ZM55 28H56V26H55ZM115 28V27H114ZM122 28V27H121ZM200 28H198L199 30H201ZM235 28V27H234ZM253 28V27H252ZM251 28V29H252ZM143 29V28H142ZM145 29H146V27H145ZM176 29V28H175ZM175 29H174V31H175ZM193 29V28H192ZM196 29V28H195ZM76 30V29H75ZM95 30V31H94ZM152 30V29H151ZM151 30H149V31H151ZM154 30V29H153ZM202 30H201V32H202ZM212 30V31H213ZM255 30H256V28H255ZM71 31H73V30H71ZM71 31H69V32H71ZM79 31V30H78ZM86 31V30H85ZM91 31V32H90ZM137 31V30H136ZM156 31V30H155ZM180 31V30H179ZM196 31H198V30H196ZM50 32V33H49ZM74 32V31H73ZM82 32H83V30H82ZM81 32V33H82ZM143 33H142V35H146V36H144L145 38H147V35H150L151 37V41H152V43L149 45V46H147V49H148V51L146 52V44L147 43H144V44H139L138 43V45L135 47V49H134V52L133 53H135L136 54V56H137V58H139V59H141V60H147L146 61V63H149V66L146 68V67H143V65H142V67L141 66H138L137 67V65H141V63H136L137 65H136V67L138 68L137 70L136 69H134V68H136V67H134V68H132V70L131 71H126L127 69H125L124 67H129V57H125L124 56V53H121V49L119 48V47H121V45L118 47V48H116V46H118V44H117V38H116V30L114 31V40H113V45L111 46L112 48H110V49H112V50H110V53H111V56H110V58L109 59H101L99 56V58H98V60H97V62H96V64L97 63H99V65L100 66H102V65H104V62L105 63H107L110 67H112L113 66V69L111 70L110 69V72L107 74V75H105V76H103V78L101 77V75H100V77H98V71L97 70H99L98 68H97V70L96 69H94V68H96V67H94L93 69H91L90 68V70L88 69V71H89V73H88V71H87V73L85 72V77H90V78H92L90 81L88 80V79H86L87 81H88V84L86 85V91H88V95L90 96L89 98H90V100H89V98H88V100H89V104H92L93 105V103H95V102H97L95 99L96 98H98V100H100L99 99V97H101V95L105 92V94H103L104 95V97L101 99L102 100V102H101V106H100V108H99V111H98V109H96L97 111H98V113L96 114V118L98 119V118H102V115L103 114H105L106 113V110H104V108L108 105L107 103V101H108V98H110V97H112L111 96V91H113L115 88H116V85H117V83H116V81H114L115 83H113V80H118V79H121V75H124V76H122V77H127L126 78V89H127V91L128 90H130V92H132V94H133V96H134V98H135V100H132V99H134L133 98V96H132V98L131 99H129L128 101L126 100L125 102L123 101L122 102V104H120V102H119V104L122 106L123 105V103H126V106L124 105V107H126L127 108V106H129L130 105V107H128V109L127 110H129V111H127L128 112V114H130V117H132L133 119H129L130 121L132 120V124L130 123V122H128V123H130L129 125L130 126H128V133L129 134H126V135H128V136H132L133 134H134V136H135V132L138 130V132L141 130L139 127H140V125H141V122H142V120H143V118L144 117H148V114H149V109H152V107L150 106V102L148 101L149 100V98H147L146 96H147V92H150V91H152V95H153V97L155 98V99H159V98H161V96H165V94H168V97H169V95H171L172 93L173 94H180V92H183V94L185 93V94H187V95H190L191 97L192 96H196V97H198V96H200V94L197 96V93H196V90H195V88L194 87H192V85L190 86V85H185V86H187V87H182V89L180 88V87H178V86H176V87H173L174 85H167V84H164V86H162V84L164 83L163 82V80L165 79V76H167V77H170V73L172 72V68L174 67V66H172V65H174V59H171L170 57H169V59L167 60V63H166V57H164L163 58V60H162V66H163V68L159 71V72H157L156 74L154 73V71H153V68L155 67V66H157L158 65V61H159V56H160V49L159 50H157V52H152V50H153V48L155 47V45L156 44H153L154 42H153V39L155 38V36L150 32V33H148L147 31H144V29H143V31H142ZM154 32V31H153ZM182 32V31H181ZM200 32V31H199ZM237 32H238V30H237ZM245 32V31H244ZM247 32H248V30H247ZM252 32H254V31H252ZM258 32V31H257ZM72 33V32H71ZM75 33V32H74ZM76 33H77V30H76ZM78 34V35H82V34ZM194 33V32H193ZM210 33V32H209ZM249 33V32H248ZM248 33H246V35H248ZM207 34V33H206ZM255 34H257V33H255ZM62 34H60V35H56V37L55 38H53V40H55V42L56 43H58V41H60L59 39H60V37H62L61 36ZM84 35V34H83ZM82 35V36H83ZM108 35V34H107ZM106 35V36H107ZM157 35V36H158ZM198 35V34H197ZM220 35V36H219ZM254 35V34H253ZM259 35V34H258ZM58 36V37H57ZM60 36V37H59ZM67 36V35H66ZM75 36V35H74ZM81 36V37H82ZM91 36H93L92 34H91ZM140 36V35H139ZM156 36V37H157ZM183 36V35H182ZM185 36H186V34H185ZM204 36V35H203ZM223 36V35H222ZM222 36H221V38H222ZM239 36H240V34H239ZM245 36V35H244ZM257 36V35H256ZM85 36H83V38H84ZM88 37V36H87ZM90 37V36H89ZM95 37V36H94ZM237 38H241V37H238V35L236 36ZM253 38V36L251 35V36H245L244 37V39H247V41H250L251 42V40H252V38ZM49 38V37H48ZM51 38V37H50ZM49 38V40H51ZM80 37L78 36V38L77 39H79ZM93 38V37H92ZM136 38V37H135ZM185 38V39H186ZM43 39H45V38H43ZM75 39H76V37H75ZM76 39V49H74L76 52H77V54L79 55V57L82 59V60H85V56L82 54V52H81V50H83L84 48H82L81 50L79 49L80 48V45L81 44H79L80 42L82 43L83 42V44L84 43H86V42H84V41H82L83 39L81 38L80 40H77ZM159 39V38H158ZM186 39V40H187ZM235 39V38H234ZM254 39V38H253ZM35 40V39H34ZM46 40H47V38H46ZM45 40V41H46ZM101 40V39H100ZM133 40H135V39H133ZM168 40V39H167ZM189 40V39H188ZM188 40H187V44H188ZM192 40V39H191ZM208 40V39H207ZM211 40V39H210ZM36 41V40H35ZM44 41V40H43ZM88 41V40H87ZM140 41V40H139ZM150 41V42H151ZM190 41V40H189ZM220 41V40H219ZM245 41V40H244ZM252 41H254V40H252ZM33 42V40L31 41V43L30 44H33L32 43ZM47 42V41H46ZM50 42V41H49ZM49 42H47L48 44H49ZM63 42V41H62ZM103 42V41H102ZM145 42V41H144ZM170 42V41H169ZM191 42V41H190ZM193 42H195V41H193ZM193 42H192V44H193ZM212 42V41H211ZM218 42V41H217ZM246 42V41H245ZM44 43V42H43ZM46 43V44H47ZM52 43H54V42H52ZM149 43V42H148ZM186 43V42H185ZM252 43V42H251ZM39 43H34L33 45H34V48H35V46L36 47H38L37 45H38ZM45 44V43H44ZM45 44V45H46ZM88 44V43H87ZM86 44V45H87ZM98 44V43H97ZM119 44H120V42H119ZM127 44V43H126ZM133 44V43H132ZM135 44H136V42H135ZM186 44V45H187ZM194 44H196V42L194 43ZM256 44H258V46L256 45ZM256 46L258 47V49H261V47L262 48H264V43H257V41H256ZM28 45V44H27ZM49 45H51V43L49 44ZM49 45H47V46H49ZM99 45H101V44H99ZM102 45H104V44H102ZM106 45V44H105ZM219 45V44H218ZM217 45V46H218ZM251 45V44H250ZM260 45V46H259ZM25 46V45H24ZM42 46V45H41ZM53 46H55V45H53ZM85 46V45H84ZM94 46V45H93ZM126 46V45H125ZM133 46V45H132ZM157 46V45H156ZM190 46V45H189ZM193 46V45H192ZM220 46V45H219ZM51 48H52V46H50ZM82 47V46H81ZM88 47V46H87ZM91 47V46H90ZM170 47V46H169ZM222 47V46H221ZM43 48V47H42ZM54 48H56V47H54ZM103 48V47H102ZM101 48V49H102ZM157 48V47H156ZM188 48V47H187ZM186 48V49H187ZM1 51H4V54H5V51H6V48L2 45L1 46ZM24 49H25V47H24ZM24 49H22L21 51H23L22 52V54L20 55V56H25V57H23L25 60H27L26 59V57H29V56H26L27 55V52H29V51H26V49L24 50ZM36 49H38V48H36ZM35 49V50H36ZM44 49V48H43ZM45 49H47L46 48V46H45ZM44 49V50H45ZM49 49L50 48H48L47 50H48V52H50L49 51ZM89 49V48H88ZM97 49V48H96ZM130 49H132V48H130ZM149 49L151 50V51H149ZM40 50V51H39ZM85 50V49H84ZM97 50H99V49H97ZM105 50V49H104ZM123 50H125V49H123ZM155 50V49H154ZM190 50H192L191 49V47H190ZM39 53H41L42 54V52H41V48L40 49H38L37 50ZM46 51V50H45ZM86 51V50H85ZM84 51V52H85ZM96 51V50H95ZM112 51V52H111ZM143 51H145V52H143ZM173 51V50H172ZM172 51H171V53H170V56H171V54H172ZM7 52V51H6ZM44 52V51H43ZM54 52V51H53ZM53 52H50V53H53ZM81 52V53H80ZM125 52V51H124ZM132 52V51H131ZM45 53V52H44ZM99 53H101V52H99ZM102 53H104V52H102ZM187 53V52H186ZM18 54V53H17ZM20 54V53H19ZM49 54V53H48ZM85 54V53H84ZM95 54V53H94ZM107 54V53H106ZM6 55V54H5ZM8 55V54H7ZM29 55V54H28ZM42 55H44V54H42ZM72 55H73V53H72ZM74 55H75V52H74ZM87 55H88V52H87ZM110 55V54H109ZM134 55V54H133ZM176 54H174V56H175ZM93 55H91V57H92ZM95 56H97L96 54H95ZM95 56L93 57V62H94V60H96L95 59ZM102 56V58L104 57V54H102L101 55ZM106 56V55H105ZM124 56V57H123ZM165 56V55H164ZM2 56H1V54H0V58H1ZM17 57L19 58V56L17 55ZM48 57H50V55H48ZM85 57V58H84ZM90 57V56H89ZM107 57V56H106ZM176 57V56H175ZM174 57V58H175ZM17 58V59H18ZM21 58V57H20ZM72 58V57H71ZM76 58V57H75ZM136 58V59H137ZM177 58V57H176ZM4 59V58H3ZM2 59V60H3ZM9 59V58H8ZM24 59H23V61H24ZM70 59V58H69ZM74 59V58H73ZM80 59V61H82ZM86 59H88V58H86ZM92 58H90V59H88V60H90V61H92L91 60ZM135 59V60H136ZM139 59H137L136 61L137 62H139ZM184 59H187V58H184ZM219 59V58H218ZM1 60V59H0ZM7 60V59H6ZM22 60V59H21ZM48 60H49V58H48ZM77 59H75V61H73L74 63L76 62V64H77V66H78V64L79 63H77V61L79 60V58H78V60L76 61ZM87 60V61H88ZM260 60V59H259ZM14 62L12 63V62H7V61H5V62H3L2 63V65H1V68L0 69H4L3 70V72H5L6 71V73H8V74H11L10 76L12 77H10L11 79H12V81L14 80V81H18L20 84H21V86H22V89L20 88V91L18 92H16V96H15V99L16 100H14V102L17 104V102H19L18 100H19V97H20V92L22 91L23 93H25V95H27L30 99H31V101L36 105V108L35 109H37L38 110V112L39 111H41L42 112V114L44 115L43 117H44V119H46V121H45V124H43L42 126L44 127V129L45 130H52V132L54 133V137H65V139H68V140H70V142H73V144H74V146L75 145H77V146H79V147H81V146H83V144L86 142V140L88 139V138H90L91 137V134H93L92 132H93V128H92V125H93V121H90L89 123L90 124H88L89 126L87 127V129L85 130L86 132H85V135H84V133H83V136H84V138H80V134L78 135V133H77V128L78 129H80L79 127L81 126L80 124H77V125H79V127H77V128H75L77 125H73V123L70 121L69 122V125L67 126V124L65 125V122H64V119H60V120H56L55 118H54V116H52L50 113H49V109H47V106L46 105H41L40 104V106H38L37 104H36V101H35V98H34V96H33V94L31 93V89H30V87H28V88H24L23 87V85H22V83L23 82H21V79H23V77L21 76V78H18L16 75H15V73H13L12 71H13V67H14V63H15V60H13ZM28 61H30V59L28 58ZM43 61V60H42ZM42 61H40V62H42ZM53 58L51 57L50 58V64L48 65L46 62H44V64L42 65L43 67H44V69H46V70H48L49 72H50V70L51 71H53V67H54V65H53ZM79 61V62H80ZM86 61V60H85ZM84 61V62H85ZM131 62L132 61H134V60H130ZM144 61V62H145ZM177 61V60H176ZM175 61V62H176ZM18 62H21V61H19L18 60ZM25 62V61H24ZM23 62V63H24ZM93 62H92V64H93ZM221 62H222V60L220 59L219 60V64H221ZM31 64V68H32V63H33V61L31 60V62H30ZM73 63V64H74ZM81 63V62H80ZM88 63V62H87ZM22 64V63H21ZM41 64V63H40ZM95 64V65H96ZM134 64V63H133ZM18 65V64H17ZM98 65V64H97ZM98 65V66H99ZM106 65V64H105ZM105 65H104V67H105ZM132 65V64H131ZM23 66V65H22ZM75 66V65H74ZM73 66V67H74ZM81 66H82V64H81ZM115 66V67H114ZM134 66V65H133ZM172 66V67H171ZM221 66V65H220ZM20 67V66H19ZM18 67V68H19ZM36 67V66H35ZM79 67V66H78ZM85 67H87V68H89L90 66L87 64ZM104 67H102V68H104ZM109 67V68H110ZM14 68H16V67H14ZM18 68H16V70L18 69ZM25 68V67H24ZM24 68H20V69H23V71L25 70ZM77 68V67H76ZM20 69H19V71H20ZM78 69V68H77ZM86 69V68H85ZM129 69V68H128ZM174 69V68H173ZM219 69H221V68H219ZM81 70V69H80ZM139 70V71H138ZM189 70V69H188ZM45 71V70H44ZM47 71V72H48ZM85 71V70H84ZM186 71V70H185ZM191 71V70H190ZM189 71V72H190ZM198 71H199V69H198ZM1 72V71H0ZM22 72V71H21ZM25 72V71H24ZM98 72V73H97ZM101 72V71H100ZM174 72V71H173ZM192 72V71H191ZM17 73V72H16ZM50 73H52V72H50ZM79 73V72H78ZM82 72H80V74H81ZM183 73V72H182ZM186 73V72H185ZM188 73V72H187ZM0 74H2V73H0ZM4 74V73H3ZM2 74V75H3ZM23 74V73H22ZM45 74H47L46 72H45ZM79 74V75H80ZM104 74V73H103ZM102 74V75H103ZM175 74H176V72H175ZM198 74V73H197ZM238 74V73H237ZM6 75V74H5ZM29 75H30V73H29ZM181 75H183V74H181L180 73V76ZM4 76V75H3ZM9 76V75H8ZM25 76V75H24ZM28 76V75H27ZM49 76V75H48ZM47 76V77H48ZM83 76H84V74H83ZM2 77V76H1ZM44 78H46L45 76H43ZM120 77V78H119ZM173 77V76H172ZM183 77H186V79H187V77H188V75H185V76H183ZM237 77V76H236ZM8 78V77H7ZM41 78V77H40ZM180 78V77H179ZM194 78V77H193ZM3 79V78H2ZM32 79V78H31ZM30 79V80H31ZM42 79V78H41ZM174 79V78H173ZM185 79V78H184ZM186 79H185V81H186ZM202 79V78H201ZM237 79H238V77H237ZM5 80V79H4ZM10 80V79H9ZM40 80V79H39ZM38 80V81H39ZM44 80V79H43ZM122 80V79H121ZM123 80H124V78H123ZM122 80V81H123ZM151 80H155L153 83H152V81ZM239 80V79H238ZM1 81V80H0ZM7 81V80H6ZM13 81V82H14ZM27 81H28V79H27ZM46 81V80H45ZM84 81V80H83ZM189 81V80H188ZM193 81V80H192ZM195 81H196V79H195ZM8 82V81H7ZM15 82V83H16ZM42 82V81H41ZM40 82V83H41ZM44 82V81H43ZM79 82V81H78ZM121 82V81H120ZM176 82V81H175ZM11 83V82H10ZM29 83V82H28ZM87 83V82H86ZM172 83V82H171ZM189 83V82H188ZM193 83V82H192ZM4 84H5V82H4ZM9 84V83H8ZM42 84V83H41ZM124 84H125V82H124ZM194 84V83H193ZM27 85V84H26ZM28 86H29V84H28ZM81 86H83V85H81ZM122 86V85H121ZM124 86V85H123ZM239 86V85H238ZM103 87V88H102ZM4 88V87H3ZM66 88V87H65ZM85 88V87H84ZM184 88V89H183ZM63 89V88H62ZM105 89V90H104ZM123 89V88H122ZM137 89H141V90H143V91H147L146 92V94L145 93H142L141 92V95L140 94H138V93H140V92H138V93H136V91H137ZM243 89V88H242ZM67 90V89H66ZM104 90V91H103ZM202 90H204V89H202ZM208 90V89H207ZM207 90H204V91H200L201 92V96L199 97V99H201L202 101H203V103H204V101L206 102V103H208L207 105H209L210 104V99H209V95H208V91ZM246 90V89H245ZM60 91V90H59ZM85 91V92H86ZM123 91V90H122ZM116 92V91H115ZM246 92V91H245ZM123 94V93H122ZM140 95V96H138V95ZM210 94V93H209ZM36 95V94H35ZM150 95V94H149ZM181 95V94H180ZM186 95V96H187ZM23 96H24V94H23ZM26 96V97H27ZM82 96V95H81ZM127 96H129V95H127ZM189 96V97H190ZM246 96V95H245ZM252 97H248V96H246V99H248L250 102H251V104H252V106H251V108H249L250 110H249V118H247V119H249V124L246 126H242V125H239L238 123H236L235 122V120H232V119H230V118H224L223 117V115L221 114V112L219 111V110H215V109H212V107H211V112H213L214 114H215V116H216V118H217V120L215 121V120H213V123H212V121H211V123L213 124V135H212V137L210 138V140H209V144H208V149H209V151L207 152L209 155L208 156H206V158H204V162H209L210 160H214V159H216V157H215V155H214V149H219V146L218 145H215L214 144V138H220L219 137V135H221L220 134V128L222 129V128H225V129H227V130H231V129H242L245 133H246V139H245V142L242 144V145H239V148H240V150H241V152H240V156H243V158L245 157V158H247V159H250L251 158V156H257V154H256V150H257V148L260 146V145H264V132H263V129L261 130L260 128H258L256 125H258V121H257V118H256V115H257V113H258V111H255V105H254V99L256 98V95L255 94H252L251 95ZM25 97V96H24ZM26 97L24 98V99H26ZM114 97H116V96H114ZM182 97H183V95H182ZM122 98V97H121ZM141 98H144V99H141ZM222 98V97H221ZM1 99V98H0ZM5 99V98H4ZM28 99V98H27ZM116 99V98H115ZM148 99V100H147ZM150 99H152V98H150ZM171 99V98H170ZM186 99H188V97H186ZM190 100H192L191 98H189ZM100 100V101H101ZM109 100H111V99H109ZM113 100V99H112ZM153 100V99H152ZM7 101V100H6ZM23 101V100H22ZM25 101H27V100H25ZM41 101V100H40ZM65 101V100H64ZM115 101V100H114ZM122 101V100H121ZM184 101V100H183ZM197 101V100H196ZM1 102V101H0ZM2 102H4V101H2ZM30 102V101H29ZM28 102V103H29ZM117 103H118V101H116ZM180 102V101H179ZM178 102V103H179ZM185 102H187V101H185ZM190 102H192L193 103V101H190ZM189 102V103H190ZM194 102H195V100H194ZM198 102V101H197ZM199 102H201L200 100H199ZM198 102V103H199ZM41 103V102H40ZM99 103V102H98ZM110 103V102H109ZM159 103V102H158ZM161 103V102H160ZM159 103V104H160ZM196 103V102H195ZM261 103V102H260ZM3 104H7V103H3ZM30 104V103H29ZM50 104H52V103H50ZM85 104V103H84ZM111 104V103H110ZM162 104V103H161ZM175 104V103H174ZM173 104V105H174ZM182 104V103H181ZM184 104V103H183ZM191 104V103H190ZM262 104V103H261ZM7 105H10L9 103L7 104ZM53 105V104H52ZM79 105V104H78ZM82 105H83V103H82ZM81 105V106H82ZM98 105V104H97ZM115 105V104H114ZM176 105V104H175ZM189 105V104H188ZM1 107L0 108H2V104L0 105ZM26 106L28 107V105L26 104ZM25 106V107H26ZM31 106H33V105H31ZM46 106V107H45ZM69 106H70V104L68 103V101H67V104H66V106H65V109H64V113L67 111V109L69 108ZM72 106V105H71ZM75 106H76V104H75ZM80 106V105H79ZM86 106H88V105H86ZM94 106V105H93ZM113 106V105H112ZM112 106H110V107H112ZM162 106V105H161ZM178 107H179V105H177ZM181 106H183V105H180V107ZM187 106V105H186ZM190 106V105H189ZM194 106V105H193ZM192 106V107H193ZM202 106H204V105H202ZM201 106V108L203 109V107ZM211 106H213V105H211ZM260 106V105H259ZM263 107H264V104L262 105ZM4 107V106H3ZM50 107H51V105H50ZM49 107V108H50ZM78 107V106H77ZM90 108H92L91 106H89ZM109 107V108H110ZM120 107V106H119ZM163 107H164V104H163ZM162 107V108H163ZM166 107V106H165ZM168 107H169V110L167 111V110H163V109H161L160 107L158 108L157 107V105H156V108H158L157 110V114L156 113H153V114H156L157 116L156 117H160L159 119H161V118H163L164 119V121H165V119L167 120L168 119V121H169V119L170 118H172V117H174L175 116V118H172V120H173V123H174V126L172 125V121L170 122L171 123V126H173L172 128H174V129H172V128H169L168 129V131H167V129H165L164 131H167V133H165L164 131H163V129L161 130V131H163V132H161V134L163 135V133H165V135H168L169 136V138H172L171 139V144H173V147H174V152H173V156L172 157H170L169 156V158H166V161H168L169 163L171 162V161H173V157H175L178 153H181L182 154V151H185V150H182L184 147H187V145H188V147H189V140H188V134H189V136H191L192 135V137H193V135L194 134H192V133H189L188 131L190 130H188V125L187 124H185V123H182L181 122V119H183V118H186L185 117V115H184V111H183V108H182V110L181 111H179V110H175L172 106H169L168 105ZM177 107V108H178ZM198 107V106H197ZM81 108H83V107H81ZM95 108V107H94ZM97 108V107H96ZM107 108V107H106ZM113 108V107H112ZM121 108V107H120ZM119 108V109H120ZM155 108V109H156ZM181 108H179V109H181ZM188 108V107H187ZM198 108H200V107H198ZM197 108V109H198ZM201 108H200V110H201ZM206 108V107H205ZM6 109V108H5ZM12 109V108H11ZM32 109V108H31ZM35 109H33V110H35ZM51 109V108H50ZM71 109V108H70ZM73 109V108H72ZM78 109V108H77ZM80 109V108H79ZM84 109H85V107H84ZM117 109V108H116ZM154 109V108H153ZM175 110V112H174V110ZM207 109V108H206ZM209 109V108H208ZM3 110V109H2ZM30 110V109H29ZM74 110V109H73ZM109 110V109H108ZM122 108H121V110L119 111V110H117V111H119V112H121L122 113ZM186 110V109H185ZM199 109H198V111L197 110H195V112L197 111V113H195V114H198L199 113V111H200ZM12 111V110H11ZM15 111H17V110H15ZM51 111H53V110H51ZM93 111V110H92ZM104 111H105V113H104ZM117 111H115L116 113H119V112H117ZM124 111V110H123ZM155 111V110H154ZM3 112V111H2ZM24 112V111H23ZM55 112V111H54ZM70 112V111H69ZM90 112V111H89ZM88 112V113H89ZM114 112V111H113ZM112 111H111V113H113ZM114 112V113H115ZM125 112H126V109H125ZM187 112V111H186ZM192 112H194V111H192ZM203 112V111H202ZM207 113H209L210 112V110H209V112L208 111H206ZM27 113H28V111H27ZM34 113V112H33ZM72 113V112H71ZM70 113V114H71ZM78 113V112H77ZM76 113V114H77ZM86 113V112H85ZM90 113H92V112H90ZM111 113L108 115V117L109 116H111ZM187 113H189V112H187ZM187 113H185V114H187ZM204 113H205V110H204ZM212 113V114H213ZM7 114V113H6ZM11 113L9 112V115H10ZM69 114V113H68ZM74 114V113H73ZM73 114H71V115H73ZM79 114V113H78ZM77 114V115H78ZM108 114V113H107ZM123 114H124V112H123ZM193 114V113H192ZM194 114V115H195ZM199 114H201V111H200V113ZM210 114V113H209ZM24 115V114H23ZM25 115H26V113H25ZM24 115V116H25ZM29 115V117H30V114H28ZM27 115V116H28ZM34 115V114H33ZM67 115V114H66ZM113 115V114H112ZM116 115V114H115ZM121 115V114H120ZM190 115V117H193V119H195L194 117L195 116H191V114H189ZM205 115V114H204ZM211 115V114H210ZM7 116H8V114H7ZM15 116V115H14ZM31 116H32V114H31ZM83 116H84V113H83ZM86 116V115H85ZM88 117L89 116H91V115H87ZM93 116V115H92ZM117 117L119 116L118 114L116 115ZM184 116V117H183ZM198 116V115H197ZM196 116V121H197V117ZM214 116V117H215ZM12 117V119H14L13 118V116H11ZM11 117H10V120H11ZM17 117V116H16ZM94 117V116H93ZM115 117V116H114ZM155 117V116H154ZM201 117V116H200ZM214 117H211V120H212V118H214ZM73 118V117H72ZM85 118V117H84ZM90 118V117H89ZM110 118V117H109ZM151 118H152V116H151ZM158 118H154V119H158ZM177 118L178 119H180V121H178L177 122ZM201 118H203V117H201ZM201 118H200V120H201ZM206 118H209V117H207L206 116ZM29 119H31V118H28V120ZM86 119L87 118H85V122H86ZM93 119H95V118H93ZM104 119V118H103ZM114 119V118H113ZM117 119V118H116ZM120 119V118H119ZM122 119V118H121ZM187 119H189V116H188V118ZM192 119V118H191ZM189 120L188 122H190V121H192V120ZM205 119V118H204ZM6 120V119H5ZM9 120V121H10ZM15 120V119H14ZM82 120H83V118H82ZM107 120V119H106ZM105 120V121H106ZM156 120H154V121H156ZM199 120V119H198ZM210 120V119H209ZM13 121V120H12ZM16 121V120H15ZM30 121V120H29ZM34 121V120H33ZM74 121V120H73ZM78 121V120H77ZM81 121V120H80ZM79 121V123H81ZM117 121V120H116ZM119 121V120H118ZM158 121V120H157ZM160 121V120H159ZM185 120L183 119V122H184ZM187 121V120H186ZM195 121V122H196ZM206 121H207V119H206ZM11 122V121H10ZM10 122H8V123H10ZM14 122V121H13ZM17 122V121H16ZM76 122V121H75ZM84 121H82V123H84L85 125H86V123H85ZM111 122H114V121H111ZM162 123H164L163 122V120L161 121ZM187 122V123H188ZM194 122V123H195ZM205 122V121H204ZM262 122V121H261ZM260 122V123H261ZM0 123H2V122H0ZM8 123H3V126L1 127V131H2V129L5 127L4 125H8ZM12 123V122H11ZM10 123V124H11ZM23 123V122H22ZM30 124H31V121L29 122ZM68 123V122H67ZM156 123V122H155ZM160 123V122H159ZM158 123V124H159ZM166 123V122H165ZM167 123H169V122H167ZM191 123V122H190ZM193 123V122H192ZM199 123V122H198ZM14 124L15 123H13L12 125H9V127L8 126H6V127H8L10 130H11V132H12V134H14V132H19L21 129L19 128L18 129V127L15 125L14 126ZM114 124V123H113ZM143 124V123H142ZM210 124V123H209ZM262 124V123H261ZM1 125V124H0ZM23 125H25V124H23ZM27 125V124H26ZM39 125V124H38ZM108 125V124H107ZM201 125V124H200ZM28 126H30V125H28ZM28 126H26V127H28ZM32 126V125H31ZM34 126V125H33ZM42 126H40V127H42ZM82 126H83V124H82ZM109 126V128L111 127L110 125H108ZM142 126V125H141ZM164 127L166 126V125H163ZM162 126V127H163ZM189 126H191V125H189ZM196 126H198V124H196ZM204 126V125H203ZM35 127V126H34ZM84 127H86V126H84ZM116 127H118V126H116ZM161 126H159V128H160ZM167 127V126H166ZM165 127V128H166ZM205 127V126H204ZM209 127H211V126H209ZM263 127V125H261V128ZM24 128V127H23ZM33 128V127H32ZM37 128V127H36ZM126 128V127H125ZM149 128H150V126H149ZM192 128V127H191ZM194 129H195V124H194V127H193ZM200 128V127H199ZM198 128V129H199ZM264 128V127H263ZM9 129H8V131H9ZM27 129H30V128H27ZM26 129V130H27ZM34 129V128H33ZM37 129H39V128H37ZM83 129V128H82ZM99 129V128H98ZM103 129V128H102ZM108 129V128H107ZM140 129V130H139ZM154 129V128H153ZM197 129V128H196ZM197 129V130H198ZM224 129V130H225ZM4 130V129H3ZM6 131H7V128L5 129ZM25 130V131H26ZM32 130V129H31ZM35 130V129H34ZM34 130H33V132H34ZM41 130V129H40ZM40 130H39V132H40ZM110 129H108V131H109ZM124 130H126V129H124ZM160 130V129H159ZM200 130V129H199ZM198 130V131H199ZM204 130V129H203ZM37 131V130H36ZM42 131V130H41ZM82 130H80V132H81ZM97 131V130H96ZM95 131V132H96ZM114 131V130H113ZM127 131V130H126ZM125 131V132H126ZM192 130H190V132H191ZM236 131V130H235ZM238 131V130H237ZM10 131H9V133H11ZM20 132H22V131H20ZM28 132V131H27ZM32 132V131H31ZM30 132V133H31ZM79 132V133H80ZM116 132V131H115ZM118 132V131H117ZM124 132V133H125ZM153 132H155V131H153ZM156 132H158V131H156ZM194 132V131H193ZM196 132V131H195ZM194 132V133H195ZM0 133H2V132H0ZM41 133V132H40ZM43 133V132H42ZM47 133V132H46ZM99 133H101V132H99ZM107 133H109V132H107ZM131 133V134H130ZM140 133V132H139ZM139 133H137L138 135H140ZM150 133H151V131H150ZM197 133V132H196ZM200 133V132H199ZM238 133V132H237ZM3 134V133H2ZM18 134V133H17ZM44 134V133H43ZM42 134V135H43ZM95 134H97V133H95ZM110 134H111V132H110ZM136 134V135H137ZM160 134V133H159ZM160 134V135H161ZM223 134H225L224 132H223ZM123 135V134H122ZM160 135L158 136V138L160 137ZM164 135V136H165ZM196 135V134H195ZM203 135V134H202ZM11 136H14V135H11ZM31 136H32V134H31ZM45 137H47V135H44ZM125 134L122 136L124 139L123 140H128L127 138L125 139ZM171 136V137H170ZM7 137V136H6ZM20 137V136H19ZM43 137V136H42ZM44 137V138H45ZM93 137H94V135H93ZM105 137H107V136H105ZM127 137V136H126ZM156 137V136H155ZM191 137V138H192ZM203 137V136H202ZM15 138H16V136H15ZM39 138V137H38ZM92 138V137H91ZM90 138V139H91ZM114 138V137H113ZM141 138H142V132H141V135H140V137L138 136V138L137 139H139V140H141ZM11 139V138H10ZM19 139H21V138H19ZM133 139V138H132ZM131 139V140H132ZM156 139V138H155ZM190 139V138H189ZM204 139V138H203ZM67 140V141H68ZM138 140V141H139ZM159 140H161V138L159 139ZM194 140V139H193ZM12 141V140H11ZM20 140H18V142H19ZM23 141V140H22ZM129 142H131L130 140H128ZM128 141H126V143L128 142ZM170 141V140H169ZM0 145L1 146H6L7 147V149H5L4 151H5V153H7L8 151H10V153H13L12 155L13 156H15L14 158L16 159H18L19 161H21V158L19 157V155H17V153H15V149H14V146L9 142V140H7V139H5L2 135H0ZM69 142V141H68ZM69 142V143H70ZM91 142H92V140H91ZM167 142V141H166ZM188 142V143H187ZM191 142V141H190ZM17 143V142H16ZM95 143V142H94ZM121 143H123V142H121ZM167 143H169V142H167ZM203 143V142H202ZM72 143H70V145H71ZM130 144V143H129ZM128 144V145H129ZM192 144V143H191ZM21 145V144H20ZM69 145V144H68ZM90 145V144H89ZM102 145V144H101ZM110 145H112V144H110ZM120 145V144H119ZM135 145V144H134ZM161 145V144H160ZM164 145V144H163ZM168 145V144H167ZM193 145V144H192ZM85 146V145H84ZM96 145H94V147H95ZM97 146H99V145H97ZM123 146V150H120V149H117L116 151H118V150H120V152L119 153H122V154H124L125 152H127V151H125V148H124V145L122 144L121 145V147ZM130 146V145H129ZM162 146V145H161ZM169 146H171V148H172V145H169ZM191 146V145H190ZM198 146V145H197ZM44 147V146H43ZM50 147V146H49ZM49 147H47V148H49ZM70 147H72V146H70ZM92 148H93V146H91ZM109 147V146H108ZM113 147V146H112ZM128 147V146H127ZM126 147V149H128ZM191 147H193V146H191ZM199 147L200 146H198L197 148L199 149ZM202 147V146H201ZM264 147V146H263ZM88 148H90V147H88ZM87 148V149H88ZM99 148V147H98ZM105 148V147H104ZM103 148V150L105 151V149ZM111 148V147H110ZM119 148V147H118ZM130 148V147H129ZM167 148H170V147H167ZM197 148H191L190 149V147H189V149H188V151L190 152V155H192V154H194L195 155V153H197L198 152V149ZM45 149V148H44ZM97 149V148H96ZM108 149V148H107ZM112 149V148H111ZM156 149V148H155ZM184 149H187V148H184ZM263 149V148H262ZM39 150V149H38ZM71 150H75V148L73 149H71ZM79 150V149H78ZM99 150H100V148H99ZM102 150V151H103ZM110 150V149H109ZM115 150V149H114ZM113 150V151H114ZM153 150V149H152ZM160 150V149H159ZM159 150H157V151H159ZM181 150V151H180ZM201 150H203V148H201ZM1 152H4V151H2V150H0ZM12 151V152H11ZM45 151V150H44ZM48 151H52V150H48ZM47 151V153L46 152H44V153H46V155L49 153ZM73 151H72V153H73ZM75 151H77V149L75 150ZM75 151H74V153L73 154H75ZM82 152L84 151L83 150V148H82V150H81ZM85 151H86V149H85ZM96 151V150H95ZM103 151V152H104ZM107 151V150H106ZM122 151V152H121ZM162 151V150H161ZM33 152V151H32ZM65 152V154H66V151H64ZM64 152H62V154L64 153ZM69 152V151H68ZM79 152V151H78ZM97 152H99V151H97ZM111 152V151H110ZM110 152H109V154H110ZM124 152V153H123ZM135 152V154L136 155H138V153L139 152H136V151H134ZM155 151H153V153H154ZM160 152V151H159ZM170 152H172V151H170ZM188 152V153H189ZM71 153V154H72ZM81 153V152H80ZM89 153V152H88ZM101 153V152H100ZM107 153H108V151H107ZM119 153H118V155H119ZM153 153H152V155H153ZM162 153V152H161ZM161 153H157L158 155L159 154H161ZM165 153V152H164ZM164 153H162V154H164ZM186 152H183V154L181 155L182 157V159H183V155L185 154ZM199 153V152H198ZM201 153V152H200ZM50 154V153H49ZM69 154H70V152L67 154L68 156H69ZM71 154H70V156H71ZM72 154V155H73ZM82 154H84V153H82ZM90 154H91V152H90ZM89 154V158H90V155ZM96 154H98V153H96ZM101 154H104V153H101ZM112 154V153H111ZM116 155H117V152L115 153ZM126 154V153H125ZM129 154H130V152H129ZM129 154H127V158H128V155ZM133 154V153H132ZM134 154V155H135ZM156 153L154 154V155H156V157H158V155H157ZM253 154H256V155H253ZM260 154V153H259ZM40 155V154H39ZM51 155V154H50ZM64 155V154H63ZM66 155V156H67ZM80 155V154H79ZM78 154L75 156V155H73V159H74V156L75 157H78L79 156ZM108 156V154H106L105 153V155H102V156ZM114 155V154H113ZM117 155V156H118ZM134 155H133V157H134ZM146 155V154H145ZM179 155V154H178ZM219 155V154H218ZM224 155V154H223ZM7 156V155H6ZM53 156V155H52ZM65 156V155H64ZM65 156V157H66ZM67 156V157H68ZM69 156V158L71 159L72 158V156L70 157ZM102 156L101 155H99V156H95L94 154L92 155V157L91 158H93L95 161H97V162H99L100 164H101V166L102 167H104V169H108L109 170V168H111L110 170L111 171H107V172H105V173H98V174H94V175H92L89 179H87L86 177V179L85 180H83L82 178H81V174L82 173H80L81 171H78V169H77V171L80 173V177L78 176V174H77V177H74V178H81V184L78 182V183H74V182H76L77 180H75L73 183L75 184H73V185H71L72 187H75L77 184H79V186L77 185V187H76V189L75 188H72V190H74V191H76V192H74V193H76V195L75 196H72L73 194H72V192H71V189L70 188H67V187H64V185H62V183L64 184L65 182H61V181H59L58 179H56V180H50L47 176H45L44 175V177H34L35 179H34V181H36V179L40 182V184H41V186L42 187H44V188H46L47 190H49V192H51V191H53V190H56V189H58V187L60 188V186H63L64 188H62V189H60L61 190V192H62V194L64 195V196H67V195H71V198H69V199H71V202H72V200L75 202V204H77L78 206H80L81 208H83L84 210H86V211H88V213L89 214H92V215H94L95 217H96V214L93 212V210L92 209H90L91 208V206L92 205H94L93 203H91L92 205L91 206H87V205H89V204H87V205H85V203H84V201H82V199L79 197L80 195L81 196H85L86 194H88L90 191H89V189L90 188H94V190L95 191H97L98 193H100V194H105V197H106V201L105 200H103L102 199V201H100L101 203L103 202V201H105L104 202V205H107V206H109V207H111L113 210H118V209H125L126 211H128V212H130L129 210H131V209H127V207H124V204L122 205V204H119V203H122L123 202V200L122 199H120V198H118L117 197V195L116 194H114L113 192H111L110 193V191L109 190H107V189H105V187H103V186H105L106 184H105V182H104V184L105 185H103V186H101V185H98V184H93L92 183V180L94 179V178H96V177H98V178H107V179H112L113 180V182L114 183H116V184H125V185H127L128 187H130L131 188V192L130 191H128L127 193L128 194H137L139 197V199H141V200H143V202L141 201V200H139V201H141V202H136V200L138 199V198H136V197H134V196H132V198L135 200V198H136V200H135V202L137 203V208H141V207H144V208H149V209H151V210H154V211H156L157 209H156V207H158V210L160 211V213H162L161 215H162V217L163 218H165L166 220H168L167 221V224L170 226L171 224H177L179 227H181V228H183V230H185V235L187 236L186 238H187V241H188V243H189V245L188 246H190V242H191V238L192 237H194V236H196V237H198L200 240L201 239H204V238H207L206 236H205V234H204V232H203V229L202 228H200L201 226H205L206 227V229L209 231V230H214V229H216V228H218V229H220V231L218 230L217 232H220V234H221V231H222V233H224V234H226L227 233V230L230 228V226L228 227V223H226L225 221H220V220H218V219H216V218H214V219H216V223L215 224H213V225H211V224H209V225H204V219H202L203 218V216L201 215V217L199 216V215H196V214H192L191 212H190V214L188 213V212H185L182 208H180V207H178V205H167V204H164V203H161V202H159V201H157L156 199H154V197H153V195L150 193V191L148 190V187H151V188H153L154 190H156L157 191V193L159 194L160 192H162L163 190L165 191V189L166 188H163V185L164 184H166L167 185V187L171 190V189H175L176 190V188L177 189H180L181 188V186L182 185H186V184H188V178H191V180H192V182H199L200 180V176H199V174H197L196 172H195V170H192V169H194V168H196V166L194 167V168H192V169H169L168 171H165L166 170V168L164 169V170H162L161 168V170H160V172L162 171V173H158L159 171H158V169H159V167L161 166L162 167V165L164 164H160L159 162L161 161L162 162V158H161V160L158 162V160L156 161V162H158L159 164H155V165H153L151 162H150V164L151 165H149V163L147 164V163H145V162H143V164L145 163V170H144V174H142V173H140V169H139V165H138V163L132 158V156H131V158L133 159L132 161V163H133V165L130 167V172L129 173H131V175H127L128 173H126V171H125V173H120V171L119 170H117L118 169V167H114V169L111 167V163H110V161H108V160H106L107 158V156L106 157H104V158H106L105 160H104V158H103V160H102ZM115 156V155H114ZM113 156V157H114ZM122 156H124V158H126L125 157V155H122ZM148 156V155H147ZM149 156H150V154H149ZM161 156H166V155H161ZM186 157H187V155H185ZM188 156H189V154H188ZM197 156V155H196ZM205 156V155H204ZM233 156V155H232ZM260 156V155H259ZM262 156V155H261ZM0 171H6L7 173H9V174H11L12 176H14V178L16 177V180H18L17 179V176L19 175L18 174V172H17V170L15 169L16 167H14V163L12 164L10 161H4V159H3V157L1 156V154H0ZM55 157V156H54ZM118 157H120V156H118ZM129 157H130V155H129ZM137 157H139V155L137 156ZM153 157V156H152ZM155 157V156H154ZM179 157V156H178ZM178 157H177V159H178ZM190 157V156H189ZM192 157H193V155H192ZM220 157V156H219ZM219 157L217 156V159H219ZM27 158H28V160H32V157H30L29 155L27 156ZM26 158V159H27ZM79 158V157H78ZM77 158V159H78ZM81 158V157H80ZM90 158V159H91ZM110 158H112L111 156H110ZM116 158V157H115ZM124 158H122V159H124ZM148 158V157H147ZM159 158V157H158ZM255 158V157H254ZM58 159H60L59 157H58ZM58 159H56V160H58ZM62 159H63V156H62ZM61 159V160H62ZM69 159V160H70ZM76 159V160H77ZM82 159V158H81ZM113 159V158H112ZM118 159H120V158H118ZM117 159V160H118ZM129 159V158H128ZM143 159V158H142ZM141 159V160H142ZM42 160V159H41ZM49 160H52V159H49ZM54 160V159H53ZM60 160V161H61ZM65 160H66V158H65ZM67 160H68V158H67ZM87 161L89 160V159H86ZM86 160H85V162H86ZM93 160V161H94ZM116 160V159H115ZM129 160H131V159H129ZM129 160H128V165H129ZM153 160V159H152ZM184 160V159H183ZM33 161V160H32ZM31 161V162H32ZM35 161V160H34ZM33 161V162H34ZM47 161V160H46ZM62 161H64V160H62ZM62 161H61V163H62ZM125 161H126V159H125ZM124 161V162H125ZM143 161V160H142ZM141 161V162H142ZM151 161V160H150ZM164 161V160H163ZM165 161V162H166ZM22 162V161H21ZM47 162H51V161H47ZM52 162H54V161H52ZM51 162V163H52ZM66 162V161H65ZM76 162V161H75ZM78 162V161H77ZM91 163H88V164H92V160L90 161ZM121 162V161H120ZM140 162V161H139ZM181 162V161H180ZM184 162V161H183ZM26 163V162H25ZM43 163H45V162H43ZM42 163V164H43ZM50 163V164H51ZM60 163V162H59ZM61 163H60V165H61ZM80 165L82 164L83 165V167L85 168V163H84V160L82 159L80 162ZM98 163V164H99ZM117 163H118V161H117ZM130 163H131V161H130ZM174 163V162H173ZM182 163V162H181ZM20 164V163H19ZM41 163L39 164V166H41L42 165ZM49 164V163H48ZM54 164H56L55 162H54ZM62 164H64V163H62ZM74 165H78V163H73ZM166 164H168L167 162H166ZM165 164V165H166ZM176 164H177V162H176ZM200 164V163H199ZM199 164L197 165V166H199ZM26 165H27V163H26ZM26 165H24V166H26ZM37 165V164H36ZM35 165V166H36ZM46 165V167H44L45 169H43V170H49L48 172H50V173H54V174H58V176H59V174L60 175H62V172L64 171L63 169L65 168L66 169V166L62 169V167L59 169V168H57V167H54V168H52L51 166L53 165V164H51V165H49V166H47V164H45ZM72 165V164H71ZM73 165V166H74ZM81 165V166H82ZM153 165V166H152ZM171 165V164H170ZM15 166H17V165H15ZM28 166H30L29 164H28ZM28 166H26V167H28ZM72 166V168H69V170L70 169H72V170H74L73 168H75V166L73 167ZM90 166H92V165H90ZM89 166V167H90ZM97 166H99V165H97ZM113 166V165H112ZM123 166V165H122ZM168 166V165H167ZM22 167V166H21ZM70 167V166H69ZM88 167V166H87ZM94 167V166H93ZM124 167H125V165H124ZM127 167V166H126ZM154 167H157V169H155ZM168 167H170V166H168ZM32 168V167H31ZM31 168H30V170H29V167H28V169H25V170H28V171H31ZM35 168V167H34ZM33 168V169H34ZM49 168V169H48ZM51 168V169H50ZM78 168V167H77ZM83 168V169H84ZM92 168V167H91ZM117 168V169H116ZM163 168H164V166H163ZM177 168V167H176ZM82 169V172H83V174H85L84 173V170ZM81 170V169H80ZM27 171V172H28ZM192 171V173H193V171L195 172L194 174H192V173H190ZM32 172V171H31ZM44 172V171H43ZM65 172V171H64ZM77 172V173H78ZM24 173V172H23ZM74 173H76V169H75V172ZM73 173V174H74ZM200 173V172H199ZM36 174V173H35ZM63 174H65V173H63ZM29 175V174H28ZM37 175V174H36ZM39 175V174H38ZM50 175V174H49ZM53 175V174H52ZM72 175V174H71ZM63 176V175H62ZM67 176V175H66ZM65 176V177H66ZM86 176V175H85ZM72 177V176H71ZM69 178V177H68ZM74 178H69V179H72V181H73V179ZM238 179V178H237ZM20 180V179H19ZM18 180V181H19ZM80 180V179H79ZM199 180V181H198ZM70 181V180H69ZM21 182V181H20ZM18 183L17 184V189H19V190H21L22 191V193L24 194V195H26L28 198H29V201H30V203L33 205V207L35 208L36 207V201H37V196L36 195H33V194H31V192H33V191H31V192H29V191H27V189H26V184L22 181L21 183ZM38 183V182H37ZM69 183V182H68ZM71 183V182H70ZM103 183V182H102ZM228 183V182H227ZM28 184V183H27ZM110 184V183H109ZM108 185V184H107ZM106 185V186H107ZM257 185V184H256ZM2 186V185H1ZM233 186V185H232ZM235 186V185H234ZM259 186V185H258ZM262 186V185H261ZM41 187V188H42ZM70 187V186H69ZM108 187H109V185H108ZM2 188V187H1ZM107 188V187H106ZM112 188V187H111ZM30 189V188H29ZM218 189V188H217ZM264 189V188H263ZM59 190V191H60ZM119 190V189H118ZM127 190V189H126ZM167 190V189H166ZM181 190V189H180ZM191 190V189H190ZM233 190H235V188H233ZM261 190V189H260ZM57 191V190H56ZM172 191V190H171ZM236 191V190H235ZM235 191H234V193H235ZM34 192H36V190L34 191ZM166 192V191H165ZM197 192V191H196ZM56 193V192H55ZM91 193V192H90ZM211 193V192H210ZM240 193H241V191H240ZM256 193V192H255ZM51 194V193H50ZM54 194V193H53ZM94 194V193H93ZM155 194V193H154ZM161 194V193H160ZM166 194V193H165ZM223 194V193H222ZM242 195H243V193H241ZM124 195V194H123ZM157 195V194H156ZM196 195V194H195ZM102 196H104V195H102ZM129 196V195H128ZM163 196V195H162ZM206 196V195H205ZM235 196V195H234ZM257 196V195H256ZM87 197V196H86ZM97 197V196H96ZM95 197V198H96ZM121 197V196H120ZM156 197V196H155ZM165 197H166V195H165ZM170 197V196H169ZM207 197V196H206ZM223 197V196H222ZM39 198H40V196H39ZM43 199H41V200H44V202H45V204H48V205H52V201L50 202L49 201V199L48 198H44V197H42ZM94 198V197H93ZM132 198H130L131 199V201L133 202V200H132ZM161 198V197H160ZM202 198H204V196L202 197ZM242 198V197H241ZM63 199H64V197H63ZM92 199V198H91ZM97 199H98V197H97ZM130 199H129V201H130ZM167 199H168V197H167ZM166 199V200H167ZM260 199V198H259ZM39 200V199H38ZM52 200V199H51ZM95 200V199H94ZM164 200V199H163ZM263 200H264V198H263ZM56 201V200H55ZM70 201V200H69ZM95 201H98V200H95ZM146 201H148V204H146L145 202ZM202 201V200H201ZM221 201V200H220ZM261 201H262V199H261ZM74 202H72V203H74ZM119 202V203H118ZM166 202V201H165ZM174 202V201H173ZM3 202H1V204H2ZM63 203V202H62ZM90 203V202H89ZM98 203H99V201H98ZM135 203V204H136ZM140 203V204H139ZM260 203V202H259ZM258 203V204H259ZM262 204L264 203V201L263 202H261ZM261 203H260V205H261ZM64 204V203H63ZM126 204L128 205V206H131V205H133V204H130L129 202H127L126 201ZM134 204V205H135ZM257 204V205H258ZM70 205V204H69ZM76 205V206H77ZM98 206V204L96 203L94 206ZM101 205V204H100ZM133 205V206H134ZM256 205V206H257ZM3 206V205H2ZM47 206V205H46ZM63 206V205H62ZM96 206V207H97ZM139 206V207H138ZM228 206V205H227ZM248 206V205H247ZM32 207V206H31ZM32 207V208H33ZM49 207V206H48ZM52 207V206H51ZM94 208V210H96L97 208ZM99 207V206H98ZM107 208L106 207V209H110V208ZM33 208V209H34ZM100 208H101V206H100ZM102 208H103V206H102ZM134 208H135V206H134ZM226 208V207H225ZM257 208V207H256ZM36 209V208H35ZM51 209V208H50ZM80 209V208H79ZM227 209H229V207L227 208ZM38 210V209H37ZM52 210V209H51ZM76 210H77V208H76ZM138 210V209H137ZM145 210H147V209H145ZM158 210L156 211V212H158ZM224 210V209H223ZM40 211V210H39ZM71 211H72V208H71ZM79 211V210H78ZM100 210H98V212H99ZM120 211V210H119ZM80 212V211H79ZM97 212V213H98ZM113 212V211H112ZM124 212V211H123ZM146 212V211H145ZM152 212V211H151ZM66 213V212H65ZM82 213V212H81ZM108 213H110V212H108ZM116 213V212H115ZM114 213V214H115ZM142 213V212H141ZM140 213V215H142ZM147 213H150V212H147ZM146 213V214H147ZM159 213V214H160ZM178 213H183L184 215H185V218H191L195 223H196V225H197V227H194V226H192V227H194L192 230L190 229L191 227H190V225H189V223H184V222H181V221H179V219H177V215H178ZM6 214V213H5ZM54 214V213H53ZM100 214V213H99ZM102 214V213H101ZM100 214V215H101ZM151 214H153V213H151ZM73 215V214H72ZM82 215V214H81ZM80 215V216H81ZM98 215V214H97ZM111 215H112V213H111ZM128 215V214H127ZM135 215V214H134ZM139 215V216H140ZM154 215V214H153ZM161 215H159V217L161 216ZM165 217H164V216ZM205 215H206V213H205ZM227 215V214H226ZM225 215V216H226ZM73 216H75V217H78V216H76V215H73ZM73 216H71L70 218L71 219H73V220H71L72 222V227H74L75 229H76V232H77V234L75 235V236H79L80 234H85L84 233V231H83V228H80V226L79 225H77V223L76 224H74V219H75V217L73 218ZM83 216V215H82ZM81 216V217H82ZM86 216V215H85ZM84 216V217H85ZM102 216V215H101ZM106 216V215H105ZM108 216V215H107ZM110 216V215H109ZM138 216V217H139ZM143 216V215H142ZM141 216V217H142ZM152 216V215H151ZM158 216V213H157V215H156V217ZM207 216V215H206ZM245 215L244 214H242V213H240V214H237L236 215V218H235V220H233L232 221V224H234V226L233 227H235V231L237 230V231H239L238 233H239V235L241 234V235H245V236H248L249 234H251V233H249L248 234V232L250 231H248V226L246 225V224H244V222H243V217H244ZM44 217V216H43ZM91 217V216H90ZM100 217V216H99ZM98 217V218H99ZM112 217V216H111ZM110 217V218H111ZM116 217V216H115ZM141 217H139L141 220L142 219H145L144 217L143 218H141ZM155 216H154V218H156ZM227 217V216H226ZM98 218H96V219H98ZM108 218V217H107ZM125 218V217H124ZM128 218V217H127ZM126 218V219H127ZM152 218V217H151ZM184 218V217H183ZM219 218V217H218ZM222 218V217H221ZM220 218V219H221ZM224 218V217H223ZM222 218V219H223ZM89 219V218H88ZM104 219V218H103ZM113 219V218H112ZM125 219V221H127ZM139 219V220H140ZM148 219V218H147ZM146 219V220H147ZM153 219V218H152ZM158 219V218H157ZM221 219V220H222ZM227 219L229 220V217H227ZM231 219V218H230ZM232 219H234V218H232ZM99 220V219H98ZM97 220V221H98ZM100 220H101V218H100ZM108 220V219H107ZM110 221H111V219H109ZM108 220V221H109ZM115 220V219H114ZM151 220V219H150ZM155 221H157L156 219H154ZM153 220V221H154ZM160 220H163V219H160ZM224 220V219H223ZM227 220V221H228ZM96 221V222H97ZM154 221V222H155ZM113 222V221H112ZM117 222V221H116ZM138 222V220L136 221V223ZM147 222V221H146ZM158 222H159V219H158ZM162 222V221H161ZM230 222V221H229ZM125 223V222H124ZM124 223H122L123 225H122V227H125L124 226ZM127 223H129V222H126V224ZM132 222H130L129 224L130 225H132V224H134V223H132ZM252 223H255V222H253L252 221ZM89 224H90V222H89ZM100 224H102V223H99V225ZM116 224V223H115ZM145 224V223H144ZM148 224V223H147ZM159 224V223H158ZM166 224V223H165ZM206 224V223H205ZM230 224V223H229ZM17 225H19V224H16V231H20V230H23V228H22V226L20 225V226H17ZM103 225V224H102ZM129 225V226H130ZM151 225L154 227L152 230H154L155 229V231H154V236H155V238H161V239H163V240H165L164 238L166 237V234H165V232L163 231V230H159L158 229V227H157V225L155 224V223H151ZM164 225V224H163ZM176 225V226H177ZM70 226H71V224H70ZM90 226V225H89ZM121 226V225H120ZM128 226V225H127ZM133 226V225H132ZM136 226V229H132L133 231H136V232H138V234H140L142 231L144 232V228H146V227H143L142 225L140 226V224H136L135 225ZM135 226L133 227V228H135ZM146 226H148V225H146ZM164 226H166V225H164ZM169 226H167V228H169L170 229V227ZM232 226V225H231ZM256 226V225H255ZM257 226H259V225H257ZM88 227V226H87ZM119 227V226H118ZM172 227V226H171ZM232 227V228H233ZM70 228L71 227H69V229H68V231L70 230ZM92 228V227H91ZM115 228V227H114ZM127 228H129V227H127ZM132 228V227H131ZM131 228H129V229H131ZM150 228V227H149ZM251 228V227H250ZM258 228H260V230H261V233H256L257 235H250V236H248L249 237V243H250V245L249 246H246V248L244 249L243 248V246L241 247V248H243L244 250L243 251H241L242 252V255L247 259L246 261L248 262H250V263H254V260H255V255H254V253H255V251H256V248L259 246V244H264V218H263V220H262V222H261V225L258 227ZM112 229V228H111ZM231 229V228H230ZM229 229V234L231 233V232H233L232 230H230ZM239 229V230H238ZM27 230V229H26ZM25 230V232H26V238L29 240V237H30V231H26ZM41 230V229H40ZM92 230V229H91ZM99 230V229H98ZM102 230V229H101ZM100 230V231H101ZM119 230V229H118ZM117 230V231H118ZM171 230V229H170ZM170 230H169V232H170ZM182 230V231H183ZM217 230V229H216ZM225 232H224V231ZM259 230V229H258ZM151 231V230H150ZM167 231H168V229H167ZM166 231V232H167ZM236 231V232H237ZM92 232V231H91ZM151 232H153V231H151ZM179 232V231H178ZM210 232V231H209ZM216 232V233H217ZM93 233V232H92ZM91 233V234H92ZM124 233V232H123ZM123 233H121V234H123ZM128 233V232H127ZM171 233H172V230H171ZM170 233V234H171ZM175 233H177V232H175ZM130 234V233H129ZM137 234V235H138ZM142 234V233H141ZM181 234H183V233H181ZM214 234V233H213ZM37 235V234H36ZM136 235V234H135ZM151 235V234H150ZM169 235V234H168ZM168 235H167V237H168ZM207 235V234H206ZM216 235V234H215ZM237 236L238 238H242L241 236ZM125 236H126V234H125ZM140 236V235H139ZM143 236V235H142ZM149 236V235H148ZM148 236H146V237H148ZM101 237V236H100ZM113 236H111V238H112ZM115 237V236H114ZM118 237V236H117ZM123 237V236H122ZM141 237V236H140ZM196 237H194V238H196ZM209 237V236H208ZM93 238V237H92ZM103 238V237H102ZM124 238V237H123ZM170 238V239H169ZM176 238V237H175ZM186 238H185V240H186ZM213 238H216L215 236L213 237ZM70 239V238H69ZM126 239V238H125ZM138 239H139V237H138ZM138 239H137V241L136 242H138ZM144 238L142 237V240H143ZM153 239V238H152ZM168 239L169 240H171L172 241V243H174V239H173V237L171 236V237H168ZM208 239V238H207ZM210 239V238H209ZM237 239V238H236ZM80 240V239H79ZM104 240V239H103ZM110 240V239H109ZM129 240V239H128ZM128 240H127V242H128ZM142 240H141V242H142ZM146 240V239H145ZM162 240V241H163ZM198 240V239H197ZM214 240V239H213ZM25 241H27L26 239H25ZM74 241V240H73ZM150 241V240H149ZM215 241V240H214ZM213 241V242H214ZM231 241V240H230ZM237 241H239V239L237 240ZM30 242V241H29ZM32 242V241H31ZM144 242V241H143ZM142 242V243H143ZM151 242V241H150ZM233 242V241H232ZM70 243V242H69ZM109 243H110V241H109ZM120 243H121V241H120ZM130 243V242H129ZM153 244L155 243V241L154 242H152ZM151 243V244H152ZM158 243V242H157ZM162 243H164V242H162ZM237 243V242H236ZM30 244V243H29ZM33 244V243H32ZM75 244V243H74ZM74 244L72 243V244H70V246H72V248H75L74 247ZM114 244V243H113ZM139 244V242L137 243V245ZM167 244V243H166ZM165 243L163 244L164 246L166 245ZM69 245V244H68ZM122 247H123V249L125 248L126 249V246L124 245V243L122 242ZM120 245V246H121ZM131 245H133V244H131ZM134 245H135V243H134ZM146 245V244H145ZM177 245V244H176ZM192 245V247H193V244H191ZM213 245H214V243H213ZM241 245V244H240ZM31 246V245H30ZM91 245H89V247H90ZM97 246V245H96ZM115 245H113V247H114ZM118 246V245H117ZM117 246H116V248H117ZM128 246V245H127ZM141 246V245H140ZM140 246H138V247H140ZM143 246V245H142ZM162 245H160V246H158V244H156L155 246H154V248L156 247V249H157V252H159L160 251V247H161ZM164 246H162V247H164ZM167 246V245H166ZM170 246V245H169ZM175 246V245H174ZM53 247H55V246H53ZM67 247V246H66ZM80 247V246H79ZM78 247V248H79ZM133 247V246H132ZM134 247H136V246H134ZM143 247H145V246H143ZM245 247V246H244ZM72 248H70V249H72ZM81 248V247H80ZM95 248V246H92V249H93V251H96V253H97V264H110V263H107V262H103L104 260L101 258L102 256L100 255V252H98V247L96 248V249H94ZM248 248V249H247ZM82 249V248H81ZM91 249V250H92ZM113 249V248H112ZM120 249V248H119ZM122 249V250H123ZM140 249V248H139ZM148 249V248H147ZM153 249V248H152ZM164 249H165V247H164ZM167 249H169L168 247H167ZM75 250H77V249H75ZM80 250V249H79ZM83 250V249H82ZM81 250V251H82ZM101 250V249H100ZM133 250V249H132ZM141 250H142V248H141ZM151 250V249H150ZM120 251V250H119ZM124 251V250H123ZM138 251H140V250H138ZM138 251H137V249H136V252L138 253ZM143 252H144V250H142ZM153 251V250H152ZM166 250H164V252H165ZM168 251V250H167ZM169 251H171V252H173V250H169ZM238 251V250H237ZM66 252V251H65ZM77 252V251H76ZM80 252V251H79ZM106 252V251H105ZM134 252H135V250H134ZM133 252V253H134ZM155 252V251H154ZM85 253H86V250H85ZM92 253V252H91ZM94 253V252H93ZM110 253V252H109ZM122 253V252H121ZM128 253V252H127ZM136 253V254H137ZM140 253V252H139ZM138 253V254H139ZM166 253H168V252H166ZM226 254V260L230 263V262H232V260L234 259V257H235V255H234V253L233 252H225ZM240 253V252H239ZM71 254L73 255V257H76V258H78L77 257V255H76V253H75V251H74V249H73V252H71ZM104 254V253H103ZM106 254H108V252L106 253ZM105 254V255H106ZM118 254V253H117ZM135 254V253H134ZM137 254V255H138ZM161 254H163V253H161ZM168 254H170V253H168ZM168 254H166L167 256H169L168 258L170 259L171 257H170V255H168ZM48 255V254H47ZM62 255V254H61ZM65 255V254H64ZM94 256L96 255V254H93ZM112 255V254H111ZM119 255H120V253H119ZM118 255V256H119ZM141 255V254H140ZM153 255V254H152ZM156 255H159L160 256V254H156ZM174 255H177V253L175 254L174 253ZM218 255V254H217ZM240 256H241V254H239ZM121 257H122V255H120ZM142 256V255H141ZM140 256V257H141ZM207 259H208V261H211V259H212V257H215L214 259H216V262L218 263V261H220V260H218V256H216V255H214L213 253H211V254H207ZM257 256V255H256ZM261 256V255H260ZM64 257V256H63ZM81 257H83V256H81ZM92 257V256H91ZM117 257V256H116ZM115 257V258H116ZM120 257V258H121ZM143 257V256H142ZM141 257V258H142ZM146 257V256H145ZM166 257V256H165ZM225 257V256H224ZM94 258V257H93ZM96 258V257H95ZM107 258V257H106ZM113 258H114V255H113ZM114 258V259H115ZM119 258V257H118ZM164 258V257H163ZM163 258H161V256L160 257H158L156 260H158V262H159V264H162V262H163V264L165 263V264H170L169 262H170V260H162ZM236 258H238V257H236ZM260 258V257H259ZM261 258H263V260L262 261H264V257L263 256H261ZM69 259V258H68ZM152 259V258H151ZM174 259V258H173ZM173 259H171V260H173ZM206 259V260H207ZM61 260V259H60ZM70 260V259H69ZM77 260V259H76ZM83 260H84V258H83ZM83 260H82V262H83ZM91 260V259H90ZM95 260V259H94ZM118 260V259H117ZM122 260V259H121ZM132 260V259H131ZM162 260V261H161ZM175 260V259H174ZM257 260V259H256ZM66 261V260H65ZM78 261V260H77ZM111 261V260H110ZM114 261V260H113ZM112 261V262H113ZM129 261V260H128ZM136 261H138V260H136ZM143 261H146V259L145 260H143ZM153 261V260H152ZM161 261V262H160ZM165 261V262H164ZM67 263H68V261H66ZM70 262V261H69ZM87 262H88V260H87ZM155 262V261H154ZM158 262H156V263H158ZM201 262V261H200ZM200 262H198V260L197 261H195V264L197 263H200ZM63 264H64V261L62 262ZM72 263V262H71ZM70 263V264H71ZM114 263V262H113ZM128 263V262H127ZM146 262H144L143 264H145ZM228 263V264H229ZM76 264V263H75ZM78 264V263H77ZM85 264V263H84ZM88 264H89V262H88ZM117 264V263H116ZM121 264V263H120ZM132 264V263H131ZM136 264H137V262H136ZM154 264V263H153ZM172 264V263H171ZM202 264V263H201ZM207 264V263H206ZM233 264V263H232ZM256 264V263H255Z\"/></svg>",
  "mask_w": 264,
  "mask_h": 264
},
{
  "label": "crops",
  "instance_id": "obj_3",
  "mask_svg": "<svg viewBox=\"0 0 264 264\" xmlns=\"http://www.w3.org/2000/svg\"><path fill=\"white\" fill-rule=\"evenodd\" d=\"M248 103H249V105H250V101H248ZM242 130V129H241ZM35 154V153H34ZM41 155V154H40ZM35 160V161H34ZM33 161H34V163L32 164V166H35L36 164V166H38V164L41 162V157L36 153V156H35V158L33 159ZM159 172L158 173H162V171L160 172V170H158ZM210 200L208 199V198H206V208L208 209L209 208V206H210ZM188 212H189V210H188ZM86 214V213H85ZM190 214V213H189ZM200 216V215H199ZM209 225V224H208ZM211 225H213V224H211ZM24 228H25V230L26 231H30L31 233H34V234H37V235H35V238L36 237H41L42 236V232H43V229H44V225L42 224L41 226H38V225H36V226H33V225H24ZM41 229V230H40ZM11 230H12V232H11V234L12 235H14V225H12L11 226ZM142 233V234H141ZM140 234H138V232H136V231H134L133 233H130L129 234V232L127 233V232H125V233H123V234H119V236L117 237L118 239H120L122 236L124 237V238H129L131 241H135L136 239H138V237H139V239L140 238H144L143 239V241L144 242H148L149 240L147 239V237H146V235H147V231H145L144 230V232L142 231ZM125 234H126V236H125ZM136 234V235H135ZM138 234V235H137ZM141 237H140V236ZM143 235V236H142ZM151 238H153L152 240H155V238H154V236H151ZM146 239V240H145ZM1 241H5L4 240V238H1L0 239ZM108 244H106V248H112L113 247V245H111L109 242H107ZM115 247V246H114ZM263 248H264V244H263V246H262Z\"/></svg>",
  "mask_w": 264,
  "mask_h": 264
},
{
  "label": "flooded vegetation",
  "instance_id": "obj_4",
  "mask_svg": "<svg viewBox=\"0 0 264 264\" xmlns=\"http://www.w3.org/2000/svg\"><path fill=\"white\" fill-rule=\"evenodd\" d=\"M124 204H126V203H124ZM121 233H123V232H121V231H120V232H118V234H116V235H118V236H119V234H121ZM112 236H113V234H112Z\"/></svg>",
  "mask_w": 264,
  "mask_h": 264
}]
</instances>
